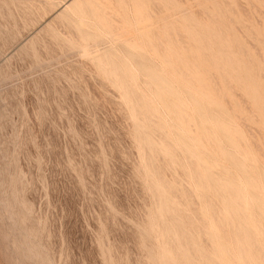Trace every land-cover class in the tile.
Returning a JSON list of instances; mask_svg holds the SVG:
<instances>
[{
  "label": "rangeland",
  "instance_id": "rangeland-1",
  "mask_svg": "<svg viewBox=\"0 0 264 264\" xmlns=\"http://www.w3.org/2000/svg\"><path fill=\"white\" fill-rule=\"evenodd\" d=\"M67 1L68 0H53V1L52 0H0V264H45V263L46 264H169V263L175 264V261L177 262L176 264H181V262L180 263L178 262L179 260L184 261V262H182V264H188L187 262H189V261H190L189 264H196L198 261H199V263H197V264H202L203 261H204V264H206V263L212 264V262L217 260V259H219L218 260L219 262L215 261L214 264H221V263L225 264L226 262H227V264H234V263L239 264V261L240 262L243 261V263H240V264H244V262H245V264H247V263L250 264L251 262H252L251 264H254V263L255 264H257V263L263 264L264 263V259H263L264 258L263 257L264 251L262 250V248H258V246L259 247L264 246V233H263L264 232V216H263L264 213H262V212H264V207H262V206H264V204H262V202H261L262 198L264 199V189H263L264 183L262 184V182L264 181V168H262V167H264L263 166V164H264V160H263L264 159V121L261 122L262 120H264V110H261V108L264 107V104H263L264 103V74H263L264 69H263V67L261 68V66H264V49H263L264 48V38L262 37V36H264V6H260L261 5L260 3L264 4V0L262 2L260 0H254L255 3L253 2V0H248V2H247V0H238V2H240V3H238L237 0H226L225 1L226 3L222 0H217V2H220V4H222L221 5L222 7L220 6V8H222V9L219 8V4L216 3V0H211V1L208 0L210 2V4H209V2H207V0H168V1L167 0H156V1H153V0H148V1L147 0H143V1H140V0L139 1L138 0H136V1L135 0H113L112 1V0H110L111 2L109 0H105L107 2H110V4L112 5V8H111L110 7L111 5H109V3H108L109 6L108 5L107 6L110 8H109V10H107V13H106V11H103V10H102V12L100 11L103 6H105V8L107 9V7H106L107 3H105L104 0H101L102 2L101 1L98 2V0H93V2H92V0H91V2L88 0H85L86 3L85 2L83 3L84 0H80L78 6L74 9V13H73L74 15L71 12L73 10H70V11L66 12L67 14H69L66 18V13L62 12V11L65 8L64 3H66ZM87 1L89 3H87ZM212 1H214L213 4L211 3ZM227 1H228V4H227ZM256 1H257L258 5L256 4ZM258 1H260V2H258ZM94 2H96V4H98V5L96 6L95 4H93ZM147 2H148V4H147ZM81 3H83V4H81ZM204 3H207V4L204 5ZM86 4L95 5L96 8L91 7L92 6L91 5L90 9H88L89 5L87 7ZM99 4L102 5V7L100 5V9L98 7ZM151 4H153V5H151ZM215 4H218V6ZM83 5H85L86 10L84 9L85 7ZM140 5H143V8ZM160 5L163 8H160ZM212 5L213 6L215 5L214 8H216L217 10H215V9L211 10L213 7ZM121 6H123V7L125 6V8H123V7L121 8ZM138 6H140L141 8L139 9ZM137 7H138V9H137ZM148 7H149V9H148ZM151 7L153 8V10ZM208 7L210 9H207ZM256 7H257V9H256ZM80 8H81V10L79 12ZM91 8L92 9L94 8L95 10L98 9V10H96L97 11L96 12L93 9L95 11V13H94L93 10H91ZM113 8H115L114 9L115 11L112 10ZM171 8H172L173 12L175 13V11H176L178 15L176 13L174 14L173 12H170V11H172ZM82 9H83L84 13L82 12ZM141 9H142V11H141ZM87 10H90V12L88 11V13H87L86 12ZM116 10L119 14L115 13V15L121 14L120 18H119V16L117 17L115 15H113V16L111 15V14H114V12H116ZM124 10H125V12H124ZM146 10H148L149 12L151 11L150 13L152 15ZM158 10L161 11V13ZM209 10L212 12H210ZM137 11H138V13H137ZM156 11H157V13H156ZM167 11L169 12L168 14L166 13V16L167 17L169 16L168 20H167L166 16H163L164 17L163 19H166L168 23L166 22V20L162 19V13L165 15L164 12H167ZM217 11H219V14L217 13ZM235 11H236V13H235ZM60 12L62 13L61 16L58 15V14H60ZM98 12L101 15H103L105 13L106 16H108V18L106 16L105 17L108 20L110 18V20L108 22H110V24L113 22V23H115V25L112 23L113 25L111 26L106 21V18L103 17L105 14L103 16H101ZM108 12L109 13L112 12V13L108 14ZM140 12H142V15H143V13L145 15L142 16ZM223 12H225V14ZM89 13L91 15L92 14L96 15L98 13V15H96V16L93 15L92 18H90L91 15ZM125 13L127 14L128 17L126 16ZM148 13H149V16L147 15ZM208 13H209V17H208ZM212 13H213V15H212ZM220 13L221 14L223 13L222 15H225L227 18L221 17ZM228 13H230L232 16L229 15ZM137 14H138V16H136ZM216 14H217V16H216ZM56 15H58V16H56ZM76 15H77V17L80 16V18L75 17ZM192 15L195 16V19ZM210 15H212L213 17L215 16L216 19L211 18ZM228 15H229V17H228ZM242 15H243L244 19L242 18ZM63 16H65V17L63 18ZM69 16L71 18H69ZM114 16L120 20H121V17H123L122 18L123 25H122V22L117 20V18H115ZM132 16H133V18H132ZM173 16H175V18ZM185 16H186V18L189 17L188 20L184 18ZM99 17L102 19V23H103L102 25H101V22L99 23V21H100ZM102 17L105 18L104 21H103ZM73 18H75L76 20L78 19V22H76V20ZM83 18L85 19L86 22H84ZM172 18L174 20L171 21ZM180 18L183 19V21ZM232 18L234 19L235 22L231 21V20H233ZM240 18H242V19H240ZM66 19H67V21H66ZM96 19H98L99 21L98 20L94 21ZM156 19L158 22L156 21ZM175 19L178 21V23ZM178 19H180V20H178ZM217 19H219V20H217ZM226 19H228L231 22H229ZM113 20L114 21L116 20V21L114 22ZM132 20H134V21H132ZM220 20L222 22H218ZM224 20H226V21H224ZM240 20H242V21H240ZM164 21L166 22V24ZM169 21H171V22H169ZM173 21L176 23V29H177V25H181L180 28L183 27V28H181V29H183V31L180 29V32H182V33L177 32V34L179 33L178 35L174 34L177 36V37L174 36L176 38L175 41L173 40L174 37L171 39V37L173 36V35H170L171 33L169 34V37L167 36V38H169L173 42L172 44H174V47L176 46L174 42L179 44L175 48L171 47L172 46V45H170L171 42L169 44L168 43L169 41L166 40V38H164V36L166 35V32H171L168 30H169V28L172 30L173 27L171 28V26H170L171 24L169 25V23H172ZM180 21H181V23H180ZM149 22H150V24H149ZM174 22H173L172 26L175 27ZM182 22H183V24H182ZM187 22H188V24H187ZM193 22L195 24L194 26L192 25ZM107 23L110 25L109 27L106 26ZM163 23L165 24V27L169 25L168 26L169 28L168 29L163 28V26H164ZM222 23H224V25H227L228 28H226L227 26L224 27V25ZM201 24L203 25V27ZM206 24H207V26H206ZM215 24L217 26L219 25L220 27L218 26L219 28H217V26ZM80 25L82 26V28H80L81 27ZM118 25L123 26V27H119ZM125 25H126V27H125ZM197 25H199V27ZM214 25L216 26V28ZM244 25H245V27H244ZM68 26H69V28H68ZM102 26H103V30L101 29ZM116 26H118V28ZM159 26L162 28H156ZM213 26H214V28H212ZM105 27L109 32H104ZM107 27L110 29H108ZM115 27L117 28V30H120L122 28L121 29L122 32L120 33L121 35L118 33V31L117 32L112 31V29H114L116 31ZM191 27L194 28V30ZM208 27H211L213 29V31L211 30V28H208ZM87 28H90V29H87ZM198 28H199V30H198ZM224 28H226V29H224ZM93 29H94V31H93ZM150 29H152V32ZM154 29L156 32L153 31ZM159 29L161 30V32ZM163 29H165V31ZM176 29L173 28L172 33H176L175 32ZM178 29H179V27H178ZM178 29H177V31H179ZM202 30L208 32V34H205L206 32L203 33ZM208 30H211V31H208ZM214 31H216V32H214ZM217 31L219 33H217ZM154 32L156 34H158L159 36L156 35ZM163 32H164V35H163ZM211 32H213L214 35ZM253 32H254V34H253ZM81 33L84 35H81ZM107 33L111 36L109 37ZM188 33H189V35H187ZM234 33L236 35L238 34L240 39H242V41L246 42V44L244 42H243V44L246 45V47L248 46V48H247L248 51L246 52V50H245L244 52L248 53V55H249L250 51H251L252 55L250 54V56H253L252 58L250 56L247 57V55H244L243 51H241L242 53L239 52L241 50V46H242V48H244L245 46H243V44H240L241 40L238 43L240 45H237V43H236L237 39L234 40L236 38ZM103 34H104V36H103ZM105 34H107V35L105 36ZM143 34H145V35H143ZM129 35H130V37L132 36L133 42H132V38L130 41ZM147 35L151 38L153 37L154 39L149 38ZM155 35L157 38L160 37V39H163L165 42L167 41L166 45H169V46H167V48H169V47L170 48H169V50L166 51V54H164L165 50L163 52V50L161 48L160 49L157 48V52L155 51L156 50L155 47L158 45L156 43L157 38L155 37ZM201 35H202V37H201ZM206 35H209V36H206ZM238 35H237V37H238ZM256 35H257V38L255 39ZM75 36H77V37H75ZM84 36L86 37V39H84ZM133 36H135V37H133ZM142 36L144 38H142ZM145 36H146V38H145ZM193 36H194V38H193ZM179 37H181L182 40ZM208 37H210L211 40H213L215 38L214 39L215 43H214V41L211 42V40ZM246 37H248V38L246 39ZM128 38H129V40H128ZM201 38L207 39L206 43H204L205 40L201 39ZM101 39H103L104 41L103 40L101 41ZM147 39L149 41H146ZM177 39H179V40H177ZM124 40L125 41L128 40V41L125 42ZM136 40L137 41L140 40V41H138V42H140L138 44H141L143 46V48H140L141 46L137 44ZM141 40L143 43L141 42ZM224 40H226V41H224ZM232 40H234V41H232ZM238 40H239V38H238ZM134 41H136V42H134ZM145 41L148 42L147 43L148 45H146V46L143 45L146 43ZM154 41H155V43H153ZM149 42L151 43L150 44L151 46L153 45V48L155 50H153L152 47H150L151 49L149 48V46H150ZM184 42H185V44H184ZM134 43H136V44H134ZM192 43L195 46L194 47L195 49L193 48ZM212 43H213V45H212ZM122 44H125L126 46L122 45ZM127 44L130 45L129 46L130 48L132 46H134V47L137 46L138 49L136 47H135V49L137 50L138 54H139V51H140V53H142L144 51V53H143L144 56L141 57V55H143V54H139V57H138V54H137L135 49L134 50L131 49L132 53H130L131 51L130 52L128 51V50H130V48L128 47ZM231 44H233V45H231ZM82 45L84 46V48ZM227 45L228 46L231 45V47H229V48L233 51H230V49H228ZM260 45L262 47H260ZM123 46H125V47L123 48ZM144 46L145 47L148 46L147 47L148 49L145 50L146 48ZM211 46H213V47H211ZM217 46H219V48ZM238 46H240V48ZM85 47H87V48H85ZM221 47H222L221 50L223 52L219 51ZM237 47L240 50H238ZM258 47H259V49H257V51H256V48H258ZM116 48L118 50H116ZM139 48H140V50H139ZM224 49L226 51L229 50L230 52L228 51L229 53H225ZM120 50H121V52H120ZM150 50H151V52H150ZM152 50L155 51L156 54H153ZM159 50H162V53ZM195 51H197V52H195ZM260 51L262 52V55H263L262 58H261V55L259 53ZM116 52H117V54H116ZM134 52H136V53H134ZM146 52H148L149 54ZM168 52H170L169 56L170 55L172 56L171 53H173V57L170 56L172 60L174 59L173 61L169 58V56H168V58H166L167 57L166 55L168 54ZM126 53H127V56L132 54V57H131V55L127 57ZM177 53L181 54V55H179L180 60H182L181 62H183V60H184L183 57L184 58L186 56L189 57L190 55L194 56V55H196V53H199V54H197V57L195 56L194 58L190 56L191 59L188 57L185 58L186 59V60H184V61H186L185 65L189 62L191 64V62L194 61V63L192 62V64L194 66L191 64V68H189L190 64L186 65L188 67V69H190L187 71L186 70L187 68L184 69L185 67H183V66H185L183 64L184 62L181 63L180 60L178 59L179 57H177L178 56ZM192 53H194V54H192ZM175 54H176V57L174 58ZM183 54H184V56H182ZM103 55H105V57H107L106 59L108 60V62ZM107 55H110L109 58ZM111 55L112 56L114 55V57H112ZM116 55H117V57L114 60L113 58H115ZM199 55H201V56H199ZM213 55L217 56V57L214 58ZM162 56H163V58H162ZM205 56H206V58H204ZM229 56H231V57H229ZM245 56L247 57V60L249 62L246 61ZM125 57H127V58H125ZM143 57H145V58H143ZM201 57L204 60L208 59L209 61L208 60H206V61L201 60L202 59ZM227 57H228V60H227ZM110 58H112L110 60L112 62H110V64H108ZM117 58H119V60ZM122 58H123V60H122ZM195 58H197V59H195ZM230 58H232L234 60H232V59L230 60ZM248 58H250V59H248ZM103 59H104V61H103ZM169 59L173 63L170 62ZM175 59L179 60V62L181 63L180 66H179V63L177 64ZM144 60H146V62ZM148 60H149V62H147ZM152 60L153 61L155 60L156 62H153ZM161 60H163V61H161ZM210 60H212V61H210ZM132 61H133V63H131ZM231 61H232V63H231ZM253 61H255V62H253ZM123 62L126 63V65L123 64ZM162 62H164V63H162ZM202 62H204V64H202ZM214 62H215V64H214ZM102 63H103V65H102ZM111 63L113 64V66ZM115 63L117 65L119 64L120 66L119 65H118V67H116V65L114 66ZM127 63H129V64L127 65ZM198 63L201 65H198ZM228 64H231V65H228ZM241 64L244 66H242ZM245 64H247V65H245ZM257 64H259L260 66L259 65L257 66ZM217 65H218V67H217ZM235 65H236V67H238V66L241 68L244 67V69H241L238 67L236 70ZM212 66H213V68H212ZM227 66L230 69L231 68H233V69L230 70ZM113 67H114V69H113ZM122 67H124V68H122ZM145 67L148 69H145ZM220 67H222L224 69L222 70V68H220ZM226 67L228 69H226ZM149 68L151 70V73L149 72L150 71ZM158 68H160V69H158ZM193 68H194V70H192ZM115 69L117 72L115 71ZM118 69L121 72H119ZM122 69H125L124 71L128 72L127 73V74H129L128 76H131L132 79H133L132 76H134V81H135L136 86L132 82L133 80H129L127 75H124V74H126V72L123 73L124 71ZM175 69L179 70V71L186 70V73L184 71H183V73L179 72V75L177 77L176 73L178 71L176 72ZM200 69H203V70L200 71ZM234 69H235V71H234ZM152 70L154 72H152ZM213 70L216 72H214ZM204 71H206V72H204ZM244 71H246V73L248 72L247 76L243 75V74H246ZM262 71H263V73H262ZM189 72H192V76ZM195 72H197L198 74ZM235 72H237L238 74ZM116 73H117V75H115ZM134 73H135V75H134ZM147 73L150 75H148ZM157 73H159V74H157ZM206 73H207V75H206ZM212 73H214V74L217 73V74L215 76L213 75L214 76L213 77V76H211ZM221 73H223V75ZM136 74H138V75H136ZM153 74H155V75H153ZM175 74H176L177 78L175 77ZM180 74H182L181 77H180ZM224 74H226V75H224ZM248 74H249V78H248ZM144 75L145 76L147 75L148 78L145 77ZM158 75L160 77L162 75L163 77H161V78L166 79V80L163 79L166 81V83H165V81L159 79V80H161L160 82L162 84H163V82L165 83V87H167V83L171 84L170 85L171 89H172V91H174L172 93V95L173 94L175 95V93H177L175 95L176 98H182L180 100L185 101V102H183L184 104L182 103V106L180 105L181 101L175 100L174 97L172 98V95H168V96L166 95L167 96L166 100L171 96V99L169 98L170 100L168 99V102H167L165 100V96H163V95L161 96L160 95L161 93H158V92H161V90H163L162 88L164 86L159 82V80H157L159 77ZM184 75H186V77H184L185 79L182 77ZM204 75H206V76H204ZM228 75H230V76L232 75V78L229 77ZM242 75L244 77H242ZM149 76H151V77L149 78ZM198 76H200V77H198ZM223 76H226V77L228 76L229 80L228 79L226 80L225 79L226 77H223ZM236 76H238V77H236ZM155 77L157 78V79H155V80H157V83H159V85L161 84L162 86H159L158 84H156V82H155V84H153V82L155 81L153 79ZM179 77H180V81L178 80L179 82H177V79H179ZM197 77L200 79H198ZM207 77H211V78L213 77L214 80L209 78V79H211L209 81ZM233 77H234V79H233ZM191 78L194 80V82L196 81L195 83L192 81V83H191L192 85L189 84V82L191 81ZM202 78H205V80ZM240 78L241 79L244 78L243 81L244 80L245 81L244 82L242 80L239 81ZM247 78H248V83L246 85L247 87L245 86L246 88H244V85L247 82ZM125 79L128 80L129 82H126ZM146 79H148V81ZM167 79H169V80H167ZM186 79L190 80V81L187 80V81H189L188 84L185 83V82H187ZM252 79H254V80H252ZM143 80H146L147 83L149 84V86L152 87L153 89H151L147 84L145 85V81H143ZM198 80L199 81L201 80V82L204 81L205 83H207V84H205L206 88L204 87L205 86L204 85L203 86L204 89H203V87L200 85H202L204 83L202 82V84H201V83H199ZM216 80H217V82H216ZM232 80L234 83H232ZM256 80H258V82ZM120 81H123V82H120ZM149 81L152 82V84ZM197 81H198V84H200L198 86L196 84ZM211 81H215V83H213L214 86H212ZM254 81H256V82H254ZM182 82L185 83L186 85H184ZM122 83L123 84L125 83L126 86H124ZM139 83H141V84H139ZM217 83H218V85L216 86ZM235 83H236V85H235ZM254 83H257V85L259 84V86L254 87V86H256V84H254ZM180 84H181V86L184 85L187 88L185 87L186 89L182 90L184 87H181ZM219 84H220L222 89L219 88V90L217 91L216 89L218 88ZM154 85L155 86L157 85L156 88H158V89H156ZM210 85L212 86L211 87L212 90H211V92L209 90L210 94L208 96H205L208 94L207 89H210ZM127 86L128 87L131 86V88L134 87V88H132L133 91H131L132 90L131 88H129V90L131 93L136 92L135 96L138 93V95L136 97H138L139 95L141 96V94H142V95H144V98L139 96L138 97L139 101H138V100H135L136 98L134 96H133L134 99H133V97L128 96L131 94H130L129 90L127 89L128 88ZM144 86H145V88H144ZM190 86H192L193 89ZM195 86H197L198 88ZM208 86H209V88H208ZM174 87L177 88V91L174 90L175 89ZM213 87L216 89L213 90ZM248 87H249V89H248ZM180 88H182V89H180ZM256 88L257 89L259 88V89L257 90ZM134 89L136 90L135 92H134ZM178 89L180 91H178ZM154 90H155V92H154ZM156 90H157V93L159 94V96H161L163 98L162 99L160 97L162 99V101H161V99H159V96L156 93ZM181 90L184 92H182ZM197 90H198V92H197ZM224 90H225V92L227 91L225 93V96H224ZM253 90H255V92ZM137 91H139L141 93H139ZM260 91H261V94H260ZM124 92H125V96H124ZM186 92H189V94ZM251 92H253V95H252L253 97L251 96V94H252ZM151 93H153V94L151 95ZM201 93L204 94V97L202 96ZM249 93H251V94H249ZM254 93H256V94H254ZM262 94H263V97H262ZM182 95H183V97H181ZM191 95H193V96L190 98ZM227 95L229 96V98H227L228 97ZM254 95L256 97H254ZM126 96H127V98L130 97V99L129 98L127 99ZM177 96H180V97H177ZM196 96H198V97L196 98ZM201 96H202V98H201ZM212 96L214 97V99L216 101L213 99ZM156 97H158V99ZM199 97L201 100L198 99ZM205 97L208 100L211 99V100H209L211 102L206 100ZM221 97L223 98V100ZM225 97L227 98L226 100H225ZM195 98H196V100L197 99L198 100L196 101ZM255 98L258 100L257 102H259L261 105H259V103H256ZM141 99L145 100L144 102H147V101H149V102H147L146 105H142L144 103L142 100L141 101L142 104L140 103L141 104L140 105L138 102H140ZM192 99H194V100H192ZM203 99H204V102H205V100L207 101V103L205 102L206 105L204 102H200ZM233 99H235V100H233ZM131 100H135L139 105L136 104L135 101H131ZM159 100L161 101L160 103H158ZM227 100L229 101L230 105L228 104ZM174 101H176L177 103L179 102V104L178 105L176 104V105L179 106L177 108V110H179L180 114H179V112L177 114H175L177 111L175 110L176 106L174 104ZM191 101L192 102L196 101L198 104L196 102H194V103H196V105H195ZM162 102L164 105L162 104ZM165 102H167V103H165ZM169 102H171V103H169ZM213 102L215 103L216 106L218 105V102H219V104L223 103L222 106H224V107H222L221 105H219L220 107L219 106L216 107L213 104ZM244 102H247V103H244ZM157 103L159 105L162 104L160 106V109H157V108H159V107H157V105H158ZM208 103H210L211 105H209ZM165 104H168V106H166ZM192 104L195 107L191 106ZM169 105H171V107L174 106V108H175V109H173L174 112ZM183 105L184 106L187 105V106L184 107ZM203 105H205V106H203ZM213 105L215 107H213ZM136 106L140 107V109H141L140 112L145 110V109H142L141 106H151L152 108L150 107V112L152 113V111L154 110L153 111L154 113H152V114L159 115L158 118H160L162 116L161 117L162 119L161 118L160 119L163 122L159 121L160 119H158V118H157L158 120L155 119L156 118L155 116H157V115L154 116L155 118H153L152 117L153 115H152L151 116L152 120L150 118H148L149 117L148 115L151 114L148 111L149 107L148 108L144 107V108H147V111L145 110V113L143 112L145 115L142 114V112H141V114H142V116L144 115L143 117H145V118H140V119H145L146 121L148 120V124H146L147 122L144 120L145 122L142 123L144 125L141 126V124L139 122H143V121L139 120V116L141 117L140 114L137 116V114L139 113V111H138L139 109L135 110ZM153 106L155 108L157 107L156 110H158L157 111L158 113L155 112L156 110H155V108H153ZM196 106H197V108L199 106L198 110H200V111L203 109L201 111L203 113V115L207 114L209 116L213 112L212 113V114H214L213 116L214 117L216 116V118L218 119L219 122L223 121L222 123H220L221 125L216 123L217 122L216 118H214V117L212 118L211 116H209V117H211L210 120L214 119V121L211 120V122H212L211 124L216 123V125H211L209 128V123H210V121L208 123L209 119L206 120L205 116H202L200 111H199V113H200L199 114L200 116H199L197 113L198 110L196 109ZM208 106H211V108ZM229 106H230V108H229ZM192 107L194 109H192ZM204 107L205 108L207 107L206 109L210 108L211 111L206 110ZM187 108L191 112L189 110H185V113H183L184 110H182V109H187ZM221 108H222V110H221ZM204 109L208 113L204 112L205 111ZM213 109H215L217 111H215V110L212 111ZM223 109H224L225 113L227 112L225 114V115H227L226 118H224L225 115L223 114ZM132 110L133 111L135 110V112L137 113V114L134 113V115L136 117L133 115ZM231 110H233V111H231ZM260 110H261V112H260ZM166 111H168L169 113ZM193 111H195L197 114L194 113ZM218 111H219V113H218ZM148 112H149V114H148ZM164 112H166V113H164ZM209 112H210V114H209ZM215 112L218 115L223 114V116L221 115L218 118V116ZM187 113L190 116H188ZM190 113L192 114V116L195 115L196 120L193 118L194 116L193 117L191 116ZM260 113H262L261 118L263 115L262 119L259 118ZM162 114H164V115H162ZM172 114H174V116L179 114V116L182 115L183 117L182 116H180V117L175 116L177 119H179L178 122H175L177 120H174L176 118H174ZM229 114H231V115H229ZM196 115H198V116L196 117ZM207 115H206V117H207ZM233 115H235V116H233ZM238 116H239V118H237ZM254 116H256V117H254ZM170 117L172 119H170ZM199 117H201V118H199ZM209 117H207V118H209ZM197 118H198V120L200 119V121H197ZM255 118L257 121L255 120ZM149 119L152 121L150 123L152 127L149 125V122H150ZM153 119H155V120H153ZM185 119L187 122H185ZM190 119H192V120L194 119L195 121L198 122V124L195 121H193L194 122L193 123ZM203 119H204V121H207V122H204ZM225 119H228V120H225ZM252 119H254V120L252 121ZM181 120H183V122H181ZM215 120H216V122H215ZM233 120H234V122H233ZM259 120H260V122H258ZM154 121H156V122L158 121L156 124L160 123L161 126L154 124ZM202 121H203L204 125H203ZM226 121H228V122H226ZM180 122L182 123V125ZM225 122L227 123L226 125L223 124ZM177 123L180 125L175 126V124H177ZM187 123H190V124L185 125ZM207 123H208V125H207ZM135 124H137V125H135ZM162 124L165 127H168L167 132L165 130L166 128H164ZM195 124H197V125H195ZM199 124H202V127ZM247 124H249V126H247ZM168 125L170 126V128L173 131H175V130L176 131L172 132V130H170ZM206 125L208 128L206 127ZM148 126L150 127L149 130L147 128ZM155 126H160V127L156 128ZM173 126H174L175 130L172 128ZM196 126H198V128ZM226 126L228 127L227 129H229V130H225V131H228V132H226V135H225L223 130L226 129ZM176 127L179 129H177ZM183 127H185L187 130ZM192 127H194L193 130H192ZM138 128H142V133L140 132L141 129H138ZM144 128L145 129L147 128L148 132L143 131V130H145ZM151 128H152V130H151ZM160 128L162 129L161 130L162 131V134H161L162 138H164V136L166 138V136H167V139L164 138V140H163V141H165L164 143L160 139L161 135L159 133L161 131H158ZM216 128L219 129V130H217V132H215ZM221 128H223L221 130V131H223V133L219 134L221 132L220 131ZM233 128H235V130L238 132L234 133L235 130H233ZM241 128L244 132L242 130H240ZM181 129L182 130L184 129L182 134H181V132H182ZM208 129H209V131H208ZM155 130L158 131V134L160 137L157 136L158 134L156 133ZM163 130L165 131V134H163V132H164ZM178 130H180V131H178ZM185 130L188 131L189 133L192 132V136H190L191 133H190V135L187 134L188 132H186ZM210 130H212L213 132ZM231 130H233V131H231ZM153 131L156 135L154 133H152ZM201 132L203 133V135L201 134ZM206 132H207V134H206ZM210 132H212L213 135H214V132H215V134L219 132L218 133L219 136L223 135L221 138H223L224 135L228 136V134H229L228 138L226 137L227 141L225 142V140H224L225 137L223 138V140H224L225 144L226 143L228 144L229 142L230 143L228 145L227 144L225 145L223 143V141L218 140L220 138H216L218 135L217 136L214 135V136H216L214 138L212 134L210 135ZM242 132L244 133V137H243V135L241 137H242V139H244L246 137V141H245V139H244V141H245V143H247V141H248L247 144H245L243 142V140L241 139L240 136H237V135H241ZM143 133H144V135H145V133H147V135H145L147 137L141 136V135H143ZM148 133H150V134H148ZM172 133H175V134L180 133L182 136H180V134L179 135L176 134L177 139H175V137H171ZM184 133L186 134V136L187 135L189 136L188 139L184 136L185 141L188 140L187 142L183 141L184 139H178L181 137L183 138V135H185ZM151 134L153 137L157 136V139L159 137V139L156 140L153 137H152L153 138L152 139L151 136H149ZM175 134H173V135L175 136ZM204 134H205V136L206 135L207 136L205 137ZM208 134L210 135V137L208 136ZM137 135L138 136L140 135V136L138 137ZM169 135H171L169 137L170 141L168 139ZM148 136L152 140L148 139L149 138ZM194 136H195V138H194ZM196 136H201L202 139L200 140V137H199L198 142H197L195 140L197 138ZM211 136L213 138H211ZM235 136H236V138H235ZM141 137H143V138L141 139ZM239 137H240V139H239ZM172 138H173V140L174 139L179 140V141L181 140V143H179L177 141L179 143L177 147H180L183 144L182 146L185 147V150H184V147H180L182 149V151L179 148H176L175 144L177 145V143H175L176 141H173ZM205 138H207V139H205ZM230 138L233 140L235 139L237 142L235 143V140L233 141ZM252 138H253L254 142L258 141L260 145L259 144L257 145V143H255L256 147L253 146L254 143L251 140ZM143 139H145V140H143ZM154 139L156 142L153 141ZM203 139H204V141H202ZM215 139H217L219 141V143H221L219 145L222 146V143L224 144L223 148L225 147V150H221L223 148L221 146H217L218 143L216 142L217 140H215ZM228 139H229V142H228ZM140 140H142L143 142L149 140V142L147 141L148 143L147 142L146 143L147 144L150 143V144L145 145V147H143L144 143H142L143 145L141 146ZM160 140H161V143L163 145L159 144L158 147H156V149L162 148L163 149L162 152L165 149V151H164L165 153H168V154H169V152H172V153L167 155V154L162 153L161 150L157 149L162 155L163 154L165 155V156L163 155V157L161 155L159 158L158 157L159 154H157L158 151L155 149L151 150L150 147L154 148L155 147L154 142H155V144L160 143ZM166 140L171 142L172 144H174L175 147L171 143L167 142ZM190 140H191V142H189ZM194 140L198 144L202 143V142H204V144L202 143V144L198 145L194 142ZM206 140L208 141L209 144L211 142L212 143L214 142L213 143L214 145L212 143L210 144L211 146L208 145L209 148L211 147L210 150L207 146H205L204 148L201 147L202 149L200 148V146L208 144V143H206L207 142ZM210 140H213V141L210 142ZM241 140L244 143V146L247 145V147H245L246 148L245 151L243 150L244 149L243 144L241 145ZM150 141L151 142L153 141V143H151ZM157 141H159V142H157ZM238 141L240 143H238ZM182 142H185V143H182ZM191 143L193 145H195V147L193 145H191ZM232 143H235V144L238 143L237 144L239 146L238 149H240V145H241V147H243L242 148V152L244 151L243 155H241L242 152L241 153L237 152V150H236L237 148L234 149V147H238L237 145H234V146L230 145ZM151 144H153L154 147H153V145L151 146ZM164 144L168 145L167 149H166V146ZM249 144L252 146L253 149L250 148L251 146ZM170 145H172L173 147ZM196 145H197V147L200 148V149L198 148L199 150L202 151L204 149L202 151L204 153H202V152L201 153L205 154L203 156L207 155V159H208L209 155H211V157L213 156V154H212L213 150L217 154H219L217 152V151H219L221 153L218 155L219 157L221 156L220 162H222L224 160L223 161L224 163L222 162L220 164L217 157H213L214 159L217 158V159H215L216 161H214V159L211 160L209 158V160H207L206 162L210 164V161H211V164H213L212 166H214L215 165L214 162H217V160H218V164H219L220 168L223 167V169H227L229 173L225 172L222 174L223 169H220V168L218 169V167L216 166V165H218L217 163L215 165L216 167L210 166L209 168H207L208 171H206V168H205V170L202 169L201 167L204 168L208 164L205 162L206 158L204 157L205 159H202L203 156L198 154V153H200V151H197L198 149H197ZM212 145H213V148L215 147L216 149L215 148L213 149ZM147 146H149L150 151H149V148L146 149ZM186 146H188V147H186ZM229 146L233 147V148H231L232 150H229V148H230ZM141 147H143V149ZM168 147H169V150L171 149L170 147H172V149H171L172 151L171 150L168 151ZM193 147H194V149H193ZM188 148H189L190 152L187 150ZM217 148H219V149H217ZM144 149H146V150L144 151ZM147 150L150 153L152 151V153H151L152 157L155 158L157 156L159 159H161L158 162V160H157L158 158L157 157H156L157 159L155 158V163H158V165L160 164V168H162V165H163L164 168H162V169H169V170L161 171L162 169L160 170L158 165L156 166L155 163H154L155 164L154 165L153 164L154 161H152V160H154V158L151 159V155L149 156L150 153L149 152H148L149 154L145 153V155L143 153V151L146 152ZM175 150H177V151L179 150V151L176 152ZM194 150L197 152V154ZM205 150H207L209 155L207 154V152H205ZM235 150L237 153L235 152ZM166 151H168V152H166ZM180 151L184 152L185 155L182 153L183 155L180 156L179 155V154H181ZM186 151H187V153H186ZM192 151H194V152L191 154ZM222 151H223V153L225 151L226 155L228 152L227 156H229L230 153H235V154H233L234 157L237 156L239 153L242 157L238 156L234 159L239 158L241 160V159L245 158L244 161L248 160L249 163L251 164V166L248 165L249 163L247 161H246L247 162L246 163V162L241 160L240 163H238V160H237V164H239V167H238L237 164L235 163V160H234V162H232V160H231V159H233V156L230 154L229 157L225 156L223 158V155H225V153L222 154ZM231 151H233V152H231ZM248 152H250V155L253 156V158H254L253 160L251 159L252 157L251 158H250V156L248 157V155H249ZM153 153L155 155H153ZM176 153H178V154H176ZM189 153H190V155H189ZM255 153H256V155H255ZM171 154H173V155H171ZM194 154H196L199 162L202 159L200 164H198V161H196V159H195L196 157ZM217 154H215V155H217ZM244 154H246V155H244ZM176 155H178L177 156L178 161H179V158L181 159L183 156V158L180 160V162L182 163V160L184 159L182 164L185 165L184 166L185 169H182L183 167H182L180 162L178 164V161L176 159ZM187 155H189V156L192 155L191 157L192 158L194 157V158L192 159V158L188 157ZM258 155H259V157L260 156L261 157L260 158L258 157V159H257L256 157ZM146 156H148V157H146ZM186 156L188 158H190V160H194L195 164L193 163V161L191 162L189 159H186L187 158ZM170 157L173 158L174 160H171ZM221 158H223V159L221 160ZM226 158H227L228 163L226 161ZM249 158L253 161V163H251ZM147 159L150 160V163L152 162L151 163L152 166L149 163V161H147ZM170 160L172 162H170ZM188 160L191 162L190 163L191 167L188 166V163H189ZM229 160H231V161H229ZM254 161H255V164H254ZM144 162H145V164H144ZM168 162H170V163H168ZM241 162L243 163V165ZM147 163H148V165H147ZM171 163L176 164V167L175 166H174L175 168L172 167L173 164H171ZM192 163H193V165H192ZM196 163L198 165H196ZM201 163H203V164H201ZM233 163L237 167L232 165ZM224 164L225 165L227 164L226 166L229 168H224V167H226ZM240 164L242 166H240ZM244 164H247V165H245V167H243ZM261 164H262V166H261ZM201 165H204V166H201ZM221 165H223V166H221ZM230 165H232V166H230ZM258 165H260V166H258ZM150 166L152 167L151 169L154 173L153 175L158 180L153 175H151L152 172H151ZM154 166H156L157 168L156 167L154 168ZM195 166H198L197 170L195 169ZM189 167H190L191 172L189 170ZM234 167H236V168H234ZM258 167H259V169H258ZM171 168L173 171L171 170ZM211 168H213V169H211ZM237 168L239 171L240 170L242 171L241 176H243L244 172H246L244 174L243 178L245 176H251L250 180L254 179L255 181L254 180L250 181L248 177L247 178L245 177L244 179L242 177H240L238 175L240 172L238 171L239 173L238 174L236 173ZM261 168L263 169V171ZM157 169H158V171L160 170L164 176H165L164 172H166L167 175L164 177L163 175H161V173H159V175L156 176L155 173L157 174V172H156ZM181 169H182V171H181ZM198 170H200V172L205 171V173H207V174H205L204 172L202 174ZM218 170H220V171H218ZM254 170L255 171L257 170V171L255 172ZM259 170H260V172H259ZM149 171H150V174H148ZM185 171L186 172L189 171L191 174L193 173L192 174L193 177L191 176V174L189 172L185 173ZM210 172H212L211 174L215 178L210 174ZM219 172H221V173H219ZM226 173H228L229 175L224 176ZM255 173L258 175V177H257V175H254ZM260 173H262V174H260ZM204 174L206 176L210 175L211 176V177H209L210 180L213 177L215 179L214 181H216V185L213 181V178H212V181H210L209 179H207L208 177H206ZM217 174H218V176H217ZM219 174L220 175L222 174V175L220 176ZM196 175L198 176L199 179L201 178V180H198ZM261 175L263 178H261ZM234 176H236V177L234 178ZM149 177L152 179L151 182H150ZM160 177H161V179H160ZM162 177H164V179H162ZM166 177L168 180H169V178L171 179V180H169L170 184L166 183L167 185L169 184L168 186L166 184L162 185L165 181L169 182V181H167V179H165ZM190 177H192V178H190ZM219 177H221V178L219 179ZM256 177L258 179L260 178L261 180L260 179L259 180L261 182L259 180H257ZM195 178L197 179L198 182L195 181L196 180ZM203 178H204V180H203L204 182L202 184L201 181ZM241 178H242V180H240ZM153 179H155L154 181L157 180V181H161V182L164 181V182L161 184V182L156 181L157 182L156 183V182H153ZM172 179H174V181ZM191 179H193V180L195 179L194 181L196 183L193 181L190 184ZM216 179H218V182ZM175 180L181 181V184H180V182H177V181L175 182ZM230 180H232L231 183L229 182ZM238 180L240 182H242V184H240V182H238ZM171 181H173V182H171ZM223 181H225L226 186H224L225 184ZM234 181L237 182V185H240L242 187V189L244 191L243 193H245L246 196L244 194H241L242 193L241 191H240L241 193L238 191L239 189L240 190H242V189L240 186L238 188V186L235 184L236 182L233 183ZM257 181H259V182H257ZM152 182L154 185L153 188H152ZM174 182H175V184H174ZM184 182H186L187 184ZM207 182L209 184H206ZM247 182L254 183L255 185H257L258 189L254 190L256 187L254 188L255 185L252 183H251L252 185H250L249 186L250 188L248 189L249 183L247 185ZM154 183H156L158 185L160 183L161 185H159V187H158V185L156 186V184H154ZM200 183L202 185H204V186H200V187H202L201 191L199 189H197L198 186L200 185ZM232 183H233V188L231 187ZM258 183L259 184L261 183V185L259 186ZM192 184H196V186L197 185L198 186L197 187L192 186ZM189 185L193 187L192 190H191V187ZM244 185H246L247 187ZM160 186H163V187L165 186L166 190H164V188H162ZM166 186H167V188H166ZM184 186L186 187V189H188L189 191L191 190V192H192V193L188 194L189 191L186 190L187 191L186 194H188V196H186L184 193L185 192ZM205 186H206V188H205ZM208 186L209 187L211 186V188H209ZM235 186H237V187H235ZM156 187H158L160 189H158ZM168 187H170V188H168ZM154 188H156L155 189L156 191H157V189H158V191L159 190L161 191V189H162V191H163V192H161L162 197H164V199H167L166 203H165L164 199H162V197L159 196L161 193H158V191L157 192L155 191V193L158 195L154 194V191H153ZM171 188H173L172 190H175V188L177 190L181 189V194L177 191V193H179L180 197L175 193L176 191L169 193ZM203 188H205V189H203ZM195 189L198 190L197 193L194 192V191H197ZM207 189H208V191L210 189L211 195L214 194V196H212V197L209 196V192L207 191ZM230 189L232 191L231 194H229ZM236 189H238V190H236ZM223 190H227V193L230 196L229 195L227 196L226 191L224 192ZM245 190L248 193L250 190L251 191H257V194H259L260 196L258 195L256 197V195H257L256 192L255 193L252 192V193H254V194H252L251 191H250L251 195H250V193L248 195V193ZM167 192L169 194H167ZM199 192L203 195H201ZM236 192H239L240 194L236 193ZM173 193L175 196H177L176 198L178 199V201L175 200L176 199L175 196L174 197L172 196ZM170 194H172V195H170ZM198 194H200L202 197H204L206 194L207 197L205 196L206 198L204 197V199L202 201V199H200L202 197L199 196ZM168 195H170L171 198ZM215 195L218 198L219 197L220 198L217 199ZM158 196L160 197V200L162 202L159 200ZM165 196H166V198H165ZM181 196H182L181 200L182 201L184 200L183 202H186L185 204H187V205H185L184 203L182 205V203H180L181 202V200H180ZM192 196H194V197H192ZM261 196H262V198H261ZM156 197L158 198V202L159 203L161 202L160 206H159V203H157ZM172 197L174 198L173 200H172ZM247 197L248 198L251 197L252 201H254V202H252L251 199L248 201H251L252 203L246 201L248 199ZM168 198H170V199L168 200ZM221 198H222V201L224 204V205L222 204L223 206H220L221 202H222ZM192 199H194V200H192ZM256 199L258 201L260 200L261 203L256 201ZM186 200H188V201H186ZM190 200H192L193 202L196 200L197 201L201 200L200 202L199 201L198 202L201 204L203 202V206L205 205L204 203H206V206H204V207L198 206V203L194 202V204H196L197 208L192 207V206H191L192 209L186 208L187 206L189 207V204L192 202V201L190 202ZM172 201H174V202L176 201L175 203H177L176 204L177 208L173 205ZM262 201L264 202V200H262ZM168 202L170 205L168 204ZM227 202L229 203V205ZM236 202H238V203L236 204ZM255 202L259 203L262 206L259 207V205L258 204L256 205ZM162 203L163 204L165 203V205L168 204L170 206V207H168V209H170V208H172V209L167 211L168 213L166 211H162L163 210L162 208H164V207L161 208V206H163ZM192 203H191V205H193ZM211 203H212V205H211ZM249 203H251L249 205L250 207H252L255 204V206H253V208H251V210L252 209L253 210L252 211L248 210V212L244 211V209H246V207H247V209L249 208V206H247ZM179 204H181L180 206H181L182 211L180 210ZM201 204H199V205H201ZM207 204H210V205H207ZM225 204H227L228 206L227 205L225 206ZM238 204H240V205H238ZM244 204H245V206L241 207V205H244ZM156 205L159 207H156ZM233 205L235 207L229 208V207H232ZM193 206H195V205H193ZM208 206H212V207H208ZM256 206H258V207H256ZM178 207H179V209H178ZM198 207H201V208H199L201 210H203V208H204L205 211L204 210L200 211L198 209ZM205 207H207V209ZM218 207H220V208H218ZM221 207L222 208L225 207L226 209L225 208L222 209ZM255 207L257 209L256 211H254ZM155 208H157V209L155 210ZM158 208H161V209L159 210ZM210 208L213 210L210 211L209 210ZM227 208L230 209V211H232V212H229ZM239 208H240L241 212H240ZM258 208H259V210H258ZM185 209H187V210L189 209V210H193V211H190V212H189V210L184 211ZM157 210H159V212H156ZM174 210H175V213L173 212ZM207 210L215 213V214L210 213V214H212L211 220L209 219L210 216L208 217V216H206L207 214L206 215L204 214V213H207ZM216 210H218V211L216 212ZM160 211H161V213H160ZM194 211H195V214H197L199 212V214L201 213L200 215L203 214L205 216L202 215L203 217H201L199 214H197L200 216L199 218L202 219V220H200L198 218V216L196 217V215L193 214ZM196 211H197V213H196ZM209 211H208V213H209ZM237 211L239 213L238 215H236ZM154 212L157 213V215ZM169 212H171V215ZM252 212H253V214H250ZM255 212H257V213H255ZM259 212L261 213V215L259 214L260 217L256 216V215H258ZM176 213H180V214H176ZM181 213H182V217L180 218ZM187 213L191 214V218H193L195 216L194 218L196 220H194V219L192 220L190 218V215H189V218L193 223L188 222L189 218L186 217V216H188V215H186ZM220 213H222L224 216L222 214L220 215ZM240 213H242V215H244L245 218L243 216H241ZM247 213L250 214V217H249L250 219L246 217V215L249 216V214H247ZM174 214H176V215H174ZM172 215L176 216L177 218L173 217ZM192 215H193V217H192ZM214 215H216V216H214ZM235 215H236V217H234ZM251 215L253 216V218H257V219H254L257 221H254L251 218L252 217ZM217 216L218 217L222 216V217L218 218ZM228 216H230L231 218ZM254 216H256V217H254ZM262 216H263V218H262ZM183 217H185V219H182ZM214 217L215 218L217 217L216 218L217 221H215ZM226 217H228V221H226L227 220ZM164 218L166 219V222L169 223V224H167V226L172 225V223L170 224V222H173V223L179 222L181 219H182V222H180L181 225L178 223H174L172 225L174 227L176 226L177 228L175 227L173 229L171 227L170 228L167 227V229H166V227H165L166 222H165ZM178 218H180V220ZM203 218H205V220H203ZM235 218H237L239 223L236 221ZM244 219H246V221L250 220L251 222L247 221V223H246ZM212 220L215 221L214 224H216V225H217V223H219V226L213 225L214 228H216V229H214L212 226L213 229L211 228L212 229L211 230L209 227H211L210 225H212L211 224ZM231 220H234V221H231ZM261 220L263 221V223H259ZM196 221H198V222H196ZM201 221H203V222H201ZM204 221L206 222V224ZM183 222L186 225H184ZM231 222H234V223H231ZM240 222L241 223L243 222L242 224H244V226L246 228L243 226V229H241V228L238 229L239 227L242 226V224ZM252 222H253V224H250ZM226 223H228V224H226ZM236 223H237V225L240 224L238 226V228H236V226H237V225H235ZM193 224H194L193 229H195L196 224H199L200 226L206 225L207 228H209V230L206 228L207 231L205 232L204 227H206V226H204V227L202 226V229H200V230L198 229L200 231V233H199L197 230L198 225L196 227V230H192L191 227ZM220 224L221 225L223 224V225L221 226ZM178 225H180V226L183 225L184 227L187 226V229L189 231L186 229V227H185V229H186L189 236H190L191 231H192V233L195 231L194 234H196V235L198 233V238L196 235L191 233V235H194L193 239H195V236H196V239L198 240L196 243L200 242L199 244H203V242H204V239H202L203 237L205 238V240H206V238H208L207 239L208 241H206V243H208L211 238L214 241L213 244L217 243V241H218V243H217L218 245H216V244L213 245V246L217 247L216 250L211 249V246H212L211 241L212 240L209 242L210 244L208 243L209 246L211 245L210 247L208 246V244H206L204 242L207 245V247L210 248L211 251L213 250L214 254L212 256L214 258H212V256L210 258V254H212V252L210 250H208L209 248H206V250H205L206 252H202L204 250L201 247L204 246V248H205L206 245L203 244V246L202 245L199 246V244H196L194 242V241H196V239L193 240L191 238L192 236L190 237L192 240L189 239L186 235V232H184L185 230L182 231L181 227H178ZM188 225L191 226L190 229H189ZM227 225H228L229 229L231 228L230 226L232 225V228H234V230L233 229L228 230V227H226ZM183 226H182V228L184 229ZM223 226H224V228H223ZM251 226H254L255 229H254V227H251ZM178 228H180V230ZM219 228H221V229L219 230ZM225 228H226V231H225ZM177 229L179 230V232L180 231L182 232V235H184V237L182 239V236L180 234V237L182 240L180 239V237L178 238L176 236V235H179ZM203 229H204V231H202ZM217 229L220 232L223 229L224 230L223 234L226 232L230 233V231L234 232L237 229L240 231L237 230V232L235 231V233H234L235 236H238V237H235L233 235V232H231L232 234L231 233L230 234L227 233L226 235L224 234L225 236H224V238H222L223 235L221 236V234L217 231ZM173 230H176L177 231L176 233H178V234H176L175 231H173ZM215 230H216V232H215ZM252 230H254V232H252V233L256 234L255 236H254V234L251 233ZM258 230H260L261 232ZM256 231H257V233H256ZM170 232H172L174 234V235L171 234L173 237H171V235L168 236V234ZM214 232H215V234L219 235L217 237V240L214 237V236H217L214 234ZM240 232H242V235L240 234ZM208 233H210L211 235L209 237H206V234H208ZM236 233H237V235H236ZM248 233H250V235ZM164 235H165V237H164ZM229 235H231V236H229ZM226 236H228V237H226ZM240 236H243V239ZM258 236H259V238H258ZM166 237H167V239H165ZM199 237H200V239H199ZM219 237H221L220 242H219ZM229 237H230V240H229ZM232 237L235 239H232ZM172 238L174 240H172ZM184 238L187 240L189 239L188 244L186 243L188 241L187 240L184 241L185 240ZM214 238H215V240H214ZM227 238H228V241H227ZM239 238H241L240 241L243 240L242 244L239 241ZM251 238H253V239H251ZM178 239H179V241H178ZM201 239H202V241H201ZM222 239L223 240L226 239V240L223 241ZM167 240H170L171 242L168 241V243H169L168 244L166 242ZM221 240L223 242L226 241L225 244L224 243H222V244H223V246L225 245L228 250H224L225 246L222 247V244L221 245L219 244V243H221ZM237 240L240 243H237L238 242ZM259 240H261V241H259ZM177 241L180 243L184 242V243H186L187 246H184V243L183 244L179 243L180 245L179 244L177 245V243H178ZM190 242L195 243L196 246L198 245L199 248L202 249L201 252L205 253V255L207 252L210 253L209 255H206V256H208V258L210 260L208 258H204L206 260H202L203 259L202 257H205L204 254L202 256L199 248L198 247L196 248V246L194 244H190ZM227 242L229 244L230 243L233 244V242H234V244L233 245L230 244L231 246L229 247L228 246L229 244H227ZM235 242H236V244H235ZM251 242L254 245L249 244ZM260 242L263 243V245L259 244ZM164 243H165V245L166 244L167 245L164 246ZM172 244H174L175 247H173ZM237 244H240L241 248L239 245L237 246ZM244 244L248 245V247H251V249H253V250H251L250 248L247 250V252L245 249L242 250L243 246H244V248L246 246ZM170 245L173 249L170 247V249L168 250ZM181 245H183V247ZM176 246L177 247L179 246L180 248L179 247L177 248ZM254 246H256V247H254ZM184 247H190V249H186ZM233 247H235V248L238 247V249H237L238 251L235 250V248H233ZM193 248H195L196 251H199L200 253L198 252V255H197V252L195 251V249L193 252V250H192ZM222 248L224 251L222 250ZM181 249L182 250L184 249V251H182ZM185 249L188 251H186ZM232 249L234 250V252H232L233 251ZM263 249H264V247H263ZM180 250H181V252H180ZM191 250L193 253H196V254H193L194 257L195 258L197 257V260L198 259H200V260L197 261L192 256V253H190ZM218 250H219V253H217ZM255 250L256 251L260 250V251L256 252ZM164 251H167V252H165V254H164ZM172 251L174 252V254L176 252L175 255H176V257H178L177 258L178 261L176 260V257ZM225 251H227L226 255L228 256V259L230 258L229 261H232V262L226 261L227 256L223 253ZM159 252L161 254H159ZM182 252H186V253H183L184 259H186V261L183 259V256H181L182 258L180 257V259H179V256H177L178 254L182 255L181 254ZM187 252L190 253V254H188V256L190 258L187 257V258H189V261H187V258L185 257L187 255ZM215 252L217 253V255L219 254V258L215 259V257L217 256ZM241 252L243 253L242 254L243 256L239 255ZM245 253L247 255H244ZM257 253H259V255L261 253V255L259 256V255H257ZM233 254L235 257L232 256ZM250 254L253 256L255 255V256L251 257ZM171 256H172V258H171ZM198 256H202V257H198ZM223 256H224L225 260H224V258H222ZM247 256H249V257H247ZM161 257L163 260L161 259ZM174 257H175V260H173ZM220 257H221V259H220ZM191 259H193V260H191ZM211 259H214V260H211ZM253 259H254V261H253ZM233 260H235L237 262L233 263ZM200 261H202V262L200 263ZM209 261H210V263H208Z\"/></svg>",
  "mask_w": 264,
  "mask_h": 264
},
{
  "label": "bare ground",
  "instance_id": "bare-ground-1",
  "mask_svg": "<svg viewBox=\"0 0 264 264\" xmlns=\"http://www.w3.org/2000/svg\"><path fill=\"white\" fill-rule=\"evenodd\" d=\"M52 1H53V0H52ZM88 1L91 2V0H88ZM88 1H87V3H89ZM99 1H101V0H98V2H99ZM104 1H105V0H104ZM104 1H103V2H104ZM109 1H110V0H109ZM112 1H113V0H112ZM135 1H136V0H135ZM138 1H139V0H138ZM140 1H143V0H140ZM147 1H148V0H147ZM153 1H156V0H153ZM167 1H168V0H167ZM210 1H211V0H210ZM222 1L225 2L226 0H222ZM260 1L262 2L263 0H260ZM260 1H258V2H260ZM79 2H80V0H68L66 3H64V4H65V5H64L65 8L63 9L62 12H65V13H66V12H68V11H70V10H73V11H71L72 14H73V13H74V9L78 6ZM84 2L86 3L85 0L83 1V3H84ZM92 2H93V0H92ZM98 2H97V3H98ZM101 2H102V1H101ZM101 2H100V3H101ZM110 2H111V1H110ZM110 2L105 1V3H107V4H106L107 9L105 8V6L102 7V5H101L102 3L99 4V6H98L99 9H100V5H101V7H102V9H101L100 11L102 12V10H103V11H106V13H107V10H109L110 7L112 8V5L110 4ZM125 2H126V1H125ZM204 2H205V1H204ZM207 2H209V1L207 0ZM213 2H214V1H212L211 3L213 4ZM237 2H238V0H237ZM247 2H248V0H247ZM253 2H254V0H253ZM83 3H81V4H83ZM108 3H109V5H111L110 7H108V6H109ZM142 3H143V2H142ZM144 3H145V2H144ZM152 3H153V2H152ZM155 3H156V2H155ZM157 3H158V2H157ZM216 3L219 4V8H220V6H221L222 4H220V2H217V0H216ZM225 3H226V2H225ZM229 3H230V2H229ZM238 3H240V2H238ZM254 3H255V2H254ZM93 4H95L96 6L98 5V4H96V2H94ZM115 4H116V3H115ZM127 4H128V3H127ZM135 4H136V3H135ZM138 4H139V3H138ZM140 4H141V3H140ZM145 4H146V3H145ZM147 4H148V2H147ZM160 4H161V3H160ZM206 4H207V3H204V5H206ZM209 4H210V2H209ZM218 4H215V5L218 6ZM227 4H228V1H227ZM246 4H247V3H246ZM256 4L258 5L257 1H256ZM260 4H261L260 6H264L263 3H260ZM88 5H89V4H86L87 7H88ZM91 5H92V4L89 5V8H88V9H90V6H91ZM95 5H92L91 7L96 8ZM107 5H108V6H107ZM143 5H144V4H143ZM143 5H140V6H142V8H143ZM151 5H153V4H151ZM155 5H156V4H155ZM163 5H164V4H163ZM204 5H203V6H204ZM215 5H214V6H215ZM240 5H241V4H240ZM27 6H28V5H27ZM46 6H47V5H46ZM83 6L85 7V5H83ZM83 6H82V7H83ZM140 6H138L139 9L141 8ZM201 6H202V5H201ZM201 6H200V7H201ZM209 6H210V5H209ZM212 6H213V5H212ZM214 6L212 7L211 10H214V9L217 10L216 8H214ZM248 6H249V5H248ZM252 6H253V5H252ZM255 6H256V5H255ZM122 7H123V6H121V8H122ZM138 7H137V9H138ZM157 7H158V6H157ZM168 7H169V6H168ZM221 7H222V6H221ZM250 7H251V6H250ZM51 8H52V7H51ZM94 8H93V9H94ZM104 8H105V9H104ZM123 8H125V6H124ZM151 8H152V7H151ZM160 8H163V7H161V5H160ZM166 8H167V7H166ZM202 8H203V7H202ZM55 9H56V8H55ZM84 9L86 10V7H85ZM93 9L91 8V10H93ZM114 9H115V8H113L112 10H114ZM130 9H131V8H130ZM148 9H149V7H148ZM157 9H158V8H157ZM176 9H177V8H176ZM181 9H182V8H181ZM207 9H210V8L208 7ZM220 9H222V8H220ZM247 9H248V8H247ZM247 9H246V10H247ZM256 9H257V7H256ZM80 10H81V8L79 9V12H80ZM94 10H95V9H94ZM94 10H93V12L95 13V11L98 10V9H96L95 11H94ZM152 10H153V8H152ZM160 10H161V9H160ZM171 10H172V8H171ZM179 10H180V9H179ZM200 10H201V9H200ZM237 10H238V9H237ZM259 10H260V9H259ZM88 11L90 12V10H87L86 12L88 13ZM110 11H111V10H110ZM114 11H115V10H114ZM114 11H113V12H114ZM141 11H142V9H141ZM146 11H148V10H146ZM154 11H155V10H154ZM158 11H159V10H158ZM163 11H164V10H163ZM174 11H175V10H174ZM177 11H178V10H177ZM180 11H181V10H180ZM209 11H210V10H209ZM228 11H229V10H228ZM50 12H51V11H50ZM52 12H53V11H52ZM76 12H77V11H76ZM82 12H83V9H82ZM96 12H97V11H96ZM124 12H125V10H124ZM148 12H149V11H148ZM150 12H151V11H150ZM150 12H149V13H150ZM159 12L161 13V11H159ZM170 12H173V10L170 11ZM210 12H212V11H210ZM238 12H239V11H238ZM83 13H84V12H83ZM91 13H92V12H91ZM98 13H99V12H98ZM98 13H97L96 15H98ZM111 13H112V12H110V13L108 12V14H111ZM115 13H116V14L118 13L117 10H116V12H114V14H111V15L113 16V15H115ZM137 13H138V11H137ZM140 13H141V15H142V12H140ZM145 13H146V12H145ZM149 13L147 14L148 16H149ZM156 13H157V11H156ZM164 13H165V15L162 13V19L164 18L163 16H166V13L168 14L169 12L167 11V12H164ZM173 13H174V12H173ZM175 13L177 14L176 11H175ZM175 13H174V14H175ZM181 13H182V12H181ZM217 13L219 14V11H217ZM223 13L225 14V12H223ZM223 13H222V14H223ZM235 13H236V11H235ZM57 14H58V13H57ZM70 14H71V13H70ZM89 14H90V13H89ZM99 14H100V13H99ZM102 14H103V13H102ZM104 14H105V13H104ZM104 14H103V15H104ZM118 14H119V13H118ZM125 14H126V13H125ZM150 14H151V13H150ZM174 14H173V15H174ZM179 14H180V13H179ZM210 14H211V13H210ZM220 14H221V13H220ZM222 14L220 15L221 17H226L225 15H222ZM228 14L231 15L230 13H228ZM240 14H241V13H240ZM58 15L61 16L62 13L60 12V14H58ZM58 15H56V16H58ZM63 15H64V14H63ZM68 15H69V14L66 13V18H67ZM73 15H74V14H73ZM87 15H88V14H87ZM90 15H91V14H90ZM93 15H95V14H92L90 18H92ZM96 15H95V16H96ZM100 15H101V14H100ZM103 15H101V16H103ZM111 15H110V16H111ZM120 15H121V14H120ZM120 15H115V16H117V17L119 16V18H120ZM122 15H123V14H122ZM128 15H129V14H128ZM132 15H133V14H132ZM144 15H145V14L143 13L142 16H144ZM151 15H152V14H151ZM169 15H170V14H169ZM177 15H178V14H177ZM184 15H185V14H184ZM199 15H200V14H199ZM212 15H213V13H212ZM212 15H210L211 18H215V16L213 17ZM214 15H215V14H214ZM229 15H228V17H229ZM238 15H239V14H238ZM105 16H106V14H105L103 17H105ZM110 16H109V17H110ZM115 16H114V17H115ZM126 16H127V14H126ZM136 16H138V14H137ZM148 16H147V17H148ZM192 16H193L194 19H195V16H194V15H192ZM192 16H191V17H192ZM216 16H217V14H216ZM231 16H232V15H231ZM64 17H65V16H63V18H64ZM72 17H73V16H72ZM75 17H77V15H76ZM103 17H102V18H103ZM106 17L108 18V16H106ZM106 17H105V18H106ZM114 17H113V18H114ZM117 17H115V18H117ZM127 17H128V16H127ZM134 17H135V16H134ZM166 17H167V16H166ZM166 17H165V18H166ZM168 17H169V16H168ZM168 17H167V20H168ZM171 17H172V16H171ZM173 17L175 18V16H173ZM179 17H180V16H179ZM193 17H192V18H193ZM196 17H197V16H196ZM202 17H203V16H202ZM208 17H209V13H208ZM260 17H261V16H260ZM69 18H71V17L69 16ZM77 18H80V16H78ZM99 18H100V17H99ZM105 18H103V21L105 20ZM107 18H106V21L108 22V21L110 20V18H109V20H108ZM113 18H112V19H113ZM115 18H114V19H115ZM122 18H123V17H121V20L117 18V20H119L120 22H122ZM132 18H133V16H132ZM138 18H139V17H138ZM153 18H154V17H153ZM156 18H157V17H156ZM182 18H183V17H182ZM184 18L188 20L189 17L186 18V16H185ZM226 18H227V17H226ZM242 18L244 19L243 15H242ZM242 18H240V19H242ZM251 18H252V17H251ZM73 19H75V18H73ZM169 19H170V18H169ZM180 19H181V18H180ZM180 19H178V20H180ZM215 19H216V18H215ZM219 19H220V18H219ZM219 19H217V20H219ZM221 19H222V18H221ZM232 19H233V18H232ZM253 19H254V18H253ZM75 20H76V19H75ZM80 20H81V19H80ZM83 20H84V22H86L84 18H83ZM88 20H89V19H88ZM97 20H98V19H96V20H94V21H97ZM158 20H159V19H158ZM163 20H166V19H163ZM167 20H166V22H167ZM172 20H174V19L172 18L171 21H172ZM175 20H176V19H175ZM181 20L183 21V19H181ZM213 20H214V19H213ZM226 20H228V19H226ZM226 20H224V21H226ZM236 20H237V19H236ZM255 20H256V19H255ZM63 21H64V20H63ZM66 21H67V19H66ZM98 21H99V20H98ZM113 21H114V20H113ZM115 21H116V20H115ZM115 21H114V22H115ZM119 21H118V22H119ZM132 21H134V20H132ZM156 21H157V19H156ZM171 21H169V22H171ZM176 21H177V20H176ZM191 21H192V20H191ZM224 21H223V22H224ZM228 21H229V20H228ZM231 21H234V19L231 20ZM231 21H229V22H231ZM240 21H242V20H240ZM76 22H78V19L76 20ZM90 22H91V21H90ZM100 22H101V25H102L103 23H102V19H101V18H100L99 23H100ZM129 22H130V21H129ZM157 22H158V21H157ZM164 22H165V21H164ZM166 22H165V24H166ZM173 22H174V21H173ZM173 22H172V23H169V25L171 24V25H170L171 28L173 27L174 29H176V23H175V22H174V23H175V24H174L175 27L172 26ZM218 22H222V21L220 20V21H218ZM234 22H235V21H234ZM236 22H237V21H236ZM261 22H262V21H261ZM65 23H66V22H65ZM65 23H64V24H65ZM71 23H72V22H71ZM79 23H80V22H79ZM93 23H94V22H93ZM108 23L110 24V22H108ZM108 23H107V25L105 24V25L108 26V27H109L110 25L112 26L113 24L115 25V23H113V22H112L113 24L111 23L110 25H109ZM116 23H117V22H116ZM134 23H135V22H134ZM152 23H153V22H152ZM167 23H168V22H167ZM177 23H178V21H177ZM180 23H181V21H180ZM205 23H206V22H205ZM216 23H217V22H216ZM224 23H225V22H224ZM224 23H222V24L224 25ZM240 23H241V22H240ZM249 23H250V22H249ZM72 24H73V23H72ZM75 24H76V23H75ZM83 24H84V23H83ZM94 24H95V23H94ZM118 24H119V23H118ZM149 24H150V22H149ZM158 24H159V23H158ZM163 24H164V23H163ZM165 24H164L163 28H167V29H168V28H169V27H168L169 25L165 27ZM182 24H183V22H182ZM184 24H185V23H184ZM187 24H188V22H187ZM191 24H192V23H191ZM244 24H245V23H244ZM78 25H79V24H78ZM87 25H88V24H87ZM99 25H100V24H99ZM116 25H117V24H116ZM120 25H121V24H120ZM120 25H118V26H119V27H123V26H120ZM122 25H123V22H122ZM160 25H161V24H160ZM192 25H193V26L195 25L194 22H193ZM201 25H202V24H201ZM204 25H205V24H204ZM215 25H216V24H215ZM215 25H214V26H215ZM80 26H81V25H80ZM80 26H79V27H80ZM118 26H116V27L118 28ZM180 26H181V25H177V29H178V27H179V29H178L179 31H177V29H176V31H175L176 33H172V32H173V28H172V30L169 28L168 31H171V32H166V35L164 36V38H166V40L169 41V42H168L169 44H170V42H171V44H170V45H172L171 47H174V44H172L173 42H172L169 38H167V36L169 37V34H170V33H171L170 35H173V36L171 37V39H172L174 36H176V35H174V34H177V32H180V29L183 28V27L180 28ZM197 26L199 27V25H197ZM206 26H207V24H206ZM214 26H213L212 28H214ZM216 26H217V25H216ZM216 26H215V28H216ZM218 26H219V25H218ZM218 26H217V28L220 27V26H219V27H218ZM226 26H227V25H224V27H226ZM247 26H248V25H247ZM108 27H107V28H108ZM116 27H115V28H116ZM125 27H126V25H125ZM202 27H203V25H202ZM242 27H243V26H242ZM244 27H245V25H244ZM68 28H69V26H68ZM80 28H82V26H81ZM98 28H99V27H98ZM117 28H116V31H115L114 29H112V31H114V32H117V31H118V33L120 34V33L122 32V30H121L122 28H121V29L119 28L120 30H117ZM150 28H151V27H150ZM156 28H162V27L159 26V27H156ZM191 28H192V27H191ZM191 28H190V29H191ZM195 28H196V27H195ZM205 28H206V27H205ZM208 28H211V27H208ZM212 28H211V30L213 31ZM221 28H222V27H221ZM226 28H228V26H227ZM226 28H224V29H226ZM238 28H239V27H238ZM87 29H90V28H87ZM101 29L103 30V26L101 27ZM101 29H100V30H101ZM108 29H110V28H108ZM146 29H147V28H146ZM192 29L194 30V28H192ZM224 29H223V30H224ZM248 29H249V28H248ZM71 30H72V29H71ZM150 30H151V32H152V29H150ZM159 30H160V29H159ZM163 30L165 31V29H163ZM163 30H162V31H163ZM181 30L183 31V29H181ZM198 30H199V28H198ZM211 30H208V31H211ZM216 30H217V29H216ZM79 31H80V30H79ZM93 31H94V29H93ZM93 31H92V32H93ZM134 31H135V30H134ZM134 31H133V32H134ZM153 31H155V29H154ZM202 31H203V33L206 32V31H204V30H202ZM221 31H222V30H221ZM243 31H244V30H243ZM252 31H253V30H252ZM73 32H74V31H73ZM80 32H81V31H80ZM90 32H91V31H90ZM102 32H103V31H102ZM104 32H109V31L106 29V27H105V31H104ZM125 32H126V31H125ZM131 32H132V31H131ZM147 32H148V31H147ZM155 32H156V31H155ZM155 32H154V33H155ZM160 32H161V30H160ZM200 32H201V31H200ZM214 32H216V31H214ZM235 32H236V31H235ZM240 32H241V31H240ZM70 33H71V32H70ZM180 33H182V32H180ZM209 33H210V32H209ZM211 33H213V32H211ZM217 33H219V32L217 31ZM87 34H88V33H87ZM107 34H108V33H107ZM107 34H105V36H106ZM155 34H156V33H155ZM159 34H160V33H159ZM178 34H179V33H178ZM178 34H177V35H178ZM200 34H201V33H200ZM205 34H208V32H206ZM249 34H250V33H249ZM253 34H254V32H253ZM255 34H256V33H255ZM81 35H84V34L81 33ZM115 35H116V34H115ZM117 35H118V34H117ZM120 35H121V34H120ZM143 35H145V34H143ZM148 35H149V34H148ZM148 35H147V36H148ZM156 35H158V34H156ZM156 35H155V37H156ZM163 35H164V32H163ZM180 35H181V34H180ZM187 35H189V33H188ZM213 35H214V33H213ZM231 35H232V34H231ZM234 35L236 36V38H235V39L233 38V39H234V40L237 39V40H236V41H237V42H236L237 45L243 44L244 41H242V39H240L239 35L237 34L238 37H237V35H236L235 33H234ZM103 36H104V34H103ZM108 36L110 37L111 35L108 34ZM108 36H107V37H108ZM112 36H113V35H112ZM149 36H150V35H149ZM149 36H148V37H149ZM158 36H159V35H158ZM181 36H182V35H181ZM183 36H184V35H183ZM206 36H209V35H206ZM222 36H223V35H222ZM244 36H245V35H244ZM75 37H77V36H75ZM125 37H126V36H125ZM133 37H135V36H133ZM148 37H147V38H148ZM176 37H177V36H176ZM201 37H202V35H201ZM203 37H204V36H203ZM212 37H213V36H212ZM219 37H220V36H219ZM262 37L264 38V36H262ZM104 38H105V37H104ZM126 38H127V37H126ZM129 38H130V41H131L132 36L130 37V35H129ZM129 38H128V40H129ZM142 38H144V37L142 36ZM145 38H146V36H145ZM149 38H151V37H149ZM152 38H153V37H152ZM152 38H151V39H152ZM156 38H157V37H156ZM156 38H155V39H156ZM174 38H175V37H174ZM174 38H173V40L175 41L176 38H175V39H174ZM179 38H181V37H179ZM193 38H194V36H193ZM197 38H198V37H197ZM208 38L210 39V37H208ZM238 38H239V40H238ZM247 38H248V37H246V39H247ZM256 38H257V35H256L255 39H256ZM259 38H260V37H259ZM84 39H86L85 36H84ZM97 39H98V38H97ZM123 39H124V38H123ZM134 39H135V38H134ZM138 39H139V38H138ZM140 39H141V38H140ZM153 39H154V38H153ZM201 39H204V40H205L204 43H206V40H207V39H205V38H201ZM212 39H213V38H212ZM214 39H215V38H214ZM214 39H213V40L210 39L211 42L214 41ZM261 39H262V38H261ZM102 40H103V39H101V41H102ZM128 40H126V41H128ZM142 40H143V39H142ZM142 40H141V42H142ZM177 40H179V39H177ZM181 40H182V38H181ZM187 40H188V39H187ZM216 40H217V39H216ZM228 40H229V39H228ZM234 40H232V41H234ZM240 40H241V42H240ZM248 40H249V39H248ZM248 40H247V41H248ZM85 41H86V40H85ZM103 41H104V40H103ZM112 41H113V40H112ZM124 41H125V40H124ZM126 41H125V42H126ZM130 41H129V42H130ZM136 41H137V40H136ZM136 41H134V42H136ZM138 41H140V40H138ZM138 41H137V44L140 43V42H138ZM143 41H144V40H143ZM146 41H149V40L147 39ZM146 41H145V42H146ZM183 41H184V40H183ZM224 41H226V40H224ZM229 41H230V40H229ZM109 42H110V41H109ZM132 42H133V38H132ZM185 42H186V41H185ZM185 42H184V44H185ZM239 42H240V44H238ZM86 43H87V42H86ZM113 43H114V42H113ZM142 43H143V42H142ZM147 43H148V42H146V43L143 44V45L146 46V45H148ZM153 43H155V41H154ZM156 43L158 44V45L155 47L156 50L153 48V45H152V46L150 45V44H151L150 42H149V45H150L149 48L152 47L153 50H155L156 52H157V48H159V49L161 48V49L163 50V52H164V50H165L164 54H166V51L169 50V48H170V47L167 48V46H169V45H166L167 41L165 42L163 39H160V37H159V38H157V42H156ZM174 43H175L176 46L179 45V44H177L176 42H174ZM187 43H188V42H187ZM214 43H215V41H214ZM219 43H220V42H219ZM231 43H232V42H231ZM233 43H234V42H233ZM244 43L246 44V42H244ZM132 44H133V43H132ZM134 44H136V43H134ZM190 44H191V43H190ZM199 44H200V43H199ZM228 44H229V43H228ZM113 45H114V44H113ZM122 45H125V44H122ZM127 45H128V47L130 46L129 44H127ZM138 45L141 46V47L139 46L140 48H143V46H142L141 44H138ZM207 45H208V44H207ZM212 45H213V43H212ZM214 45H215V44H214ZM231 45H233V44H231ZM231 45H230V46L227 45L228 49H230L229 47H231ZM237 45H236V46H237ZM75 46H76V45H75ZM82 46H83V45H82ZM125 46H126V45H125ZM125 46H123V48H124ZM145 46H144V47H145ZM176 46H175V47H176ZM190 46H191V45H190ZM190 46H189V47H190ZM192 46H193V48L195 47V46L193 45V43H192ZM199 46H200V45H199ZM201 46H202V45H201ZM203 46H204V45H203ZM243 46H245V47H244L245 49L242 48V46H241V50L239 49L240 46H238L239 48L237 47V49L240 50L239 52L242 53L241 51H243V54H244V55H247V57L250 56V54L252 53L251 51H250V54H249V55H248V53H246V52L248 51V50H247L248 46L246 47V45H244V44H243ZM258 46H259V45H258ZM76 47H77V46H76ZM128 47H127V48H128ZM133 47H134V46H132L131 48L129 47L130 50H128V51H129V52L131 51L130 53H132V50H134L135 47L138 49L137 46H135L134 48H133ZM147 47H148V46H147ZM147 47H145V48H146L145 50L148 49ZM175 47H174V48H175ZM185 47H186V46H185ZM196 47H197V46H196ZM211 47H213V46H211ZM217 47L219 48V46H217ZM223 47H224V46H223ZM260 47H262V46L260 45ZM77 48H78V47H77ZM77 48H76V49H77ZM83 48H84V46H83ZM85 48H87V47H85ZM140 48H139V50H140ZM179 48H180V47H179ZM187 48H188V47H187ZM225 48H226V47H225ZM66 49H67V48H66ZM78 49H79V48H78ZM110 49H111V48H110ZM114 49H115V48H114ZM125 49H126V48H125ZM131 49H132V50H131ZM150 49H151V48H150ZM171 49H172V48H171ZM171 49H170V50H171ZM194 49H195V48H194ZM221 49H222V47L220 48V50H219V49H218V50H219V51H222ZM243 49H244V50H243ZM257 49H259V47L256 48V51H257ZM263 49H264V48H263ZM116 50H118V49L116 48ZM126 50H127V49H126ZM135 50H136V49H135ZM142 50H143V49H142ZM153 50H152V51H153ZM162 50H159V51H161V53H162ZM191 50H192V49H191ZM235 50H236V49H235ZM245 50H246V52H244ZM261 50H262V49H261ZM112 51H113V50H112ZM124 51H125V50H124ZM128 51H127V52H128ZM155 51H153V54H156ZM172 51H173V50H172ZM172 51H171V52H172ZM175 51H176V50H175ZM175 51H174V52H175ZM183 51H184V50H183ZM183 51H182V52H183ZM192 51H193V50H192ZM197 51H198V50H197ZM197 51H195V52H197ZM199 51H200V50H199ZM224 51H225V53H229L230 51H233V50L230 49V51H229V50L226 51V50L224 49ZM228 51H229V52H228ZM106 52H107V51H106ZM113 52H114V51H113ZM120 52H121V50H120ZM136 52H137V50H136ZM136 52H134V53H136ZM148 52H149V51H148ZM148 52H146V53H148ZM150 52H151V50H150ZM150 52H149V53H150ZM177 52H178V51H177ZM184 52H185V51H184ZM222 52H223V51H222ZM236 52H237V51H236ZM111 53H112V52H111ZM114 53H115V52H114ZM118 53H119V52H118ZM134 53H133V54H134ZM143 53H144V51H143L142 53H140V51H139V54H143ZM149 53H148V54H149ZM161 53H160V54H161ZM185 53H186V52H185ZM245 53H246V54H245ZM259 53H260L261 58H262V57H263L262 52L260 51ZM259 53H258V54H259ZM116 54H117V52H116ZM122 54H123V53H122ZM137 54H138V52H137ZM139 54H138V57H139ZM151 54H152V53H151ZM169 54H170V52H168V54L166 55V56H167L166 58H168ZM171 54H172V56H171V55H170V56L173 57V53H171ZM188 54H189V53H188ZM192 54H194V53H192ZM197 54H199V53H196V55H194V56H191L190 54H189V55H190L191 57L194 58L195 56L197 57ZM217 54H218V53H217ZM222 54H223V53H222ZM232 54H233V53H232ZM237 54H238V53H237ZM130 55H131V57H132V54H130ZM130 55H128V56H130ZM145 55H146V54H145ZM177 55H178L177 57H179L178 59L180 60V56H179V55H181V54H178V53H177ZM234 55H235V54H234ZM251 55H252V54H251ZM103 56L105 57V55H103ZM107 56H108V58H109L110 55H107ZM111 56H112V55H111ZM119 56H120V55H119ZM126 56H127V53H126ZM128 56H127V57H128ZM142 56H144V54L141 55V57H142ZM156 56H157V55H156ZM164 56H165V55H164ZM170 56H169V58L171 59ZM182 56H184V54H183ZM190 56H189V57L186 56V57L190 58ZM199 56H201V55H199ZM213 56H214V55H213ZM219 56H220V55H219ZM104 57H103V58H104ZM112 57H114V55H113ZM116 57H117V55H116L115 58H113V59L115 60ZM127 57H125V58H127ZM150 57H151V56H150ZM153 57H154V56H153ZM175 57H176V54H175L174 58H175ZM186 57H185V58H186ZM202 57H203V56H202ZM202 57H201V58H202ZM215 57H217V56H214V58H215ZM224 57H225V56H224ZM229 57H231V56H229ZM240 57H241V56H240ZM245 57H246V56H245ZM247 57H246V61H248V60H247ZM250 57L252 58L253 56H250ZM259 57H260V56H259ZM106 58H107V57H105V59H106ZM143 58H145V57H143ZM162 58H163V56H162ZM185 58L183 57L184 60H186ZM193 58H192V59H193ZM204 58H206V56H205ZM221 58H222V57H221ZM233 58H234V57H233ZM257 58H258V57H257ZM257 58H256V59H257ZM111 59H112V58L109 59V63H108V64H110V62H112V61H110ZM117 59L119 60V58H117ZM132 59H133V58H132ZM170 59H169L170 62H172V61L174 60V59H173V60L171 59V60H172V61H171ZM181 59H182V58H181ZM190 59H191V58H190ZM190 59H189V60H190ZM195 59H197V58H195ZM195 59H194V60H195ZM216 59H217V58H216ZM231 59H232V58H230V60H231ZM239 59H240V58H239ZM248 59H250V58H248ZM94 60H95V59H94ZM106 60H107V59H106ZM114 60H113V61H114ZM120 60H121V59H120ZM122 60H123V58H122ZM122 60H121V61H122ZM128 60H129V59H128ZM128 60H127V61H128ZM175 60H176V59H175ZM179 60H176L177 64L179 63V66H180V64L183 63V62H184L183 64L185 65L186 61L183 60V62H181L182 60H180V62H181V63H180ZM201 60H204V59L202 58ZM206 60H208V59H206ZM206 60H204V61H206ZM224 60H225V59H224ZM227 60H228V57H227ZM232 60H234V59H232ZM237 60H238V59H237ZM237 60H236V61H237ZM254 60H255V59H254ZM95 61H96V60H95ZM103 61H104V59H103ZM144 61L146 62V60H144ZM152 61H153V60H152ZM161 61H163V60H161ZM198 61H199V60H198ZM208 61H209V60H208ZM210 61H212V60H210ZM216 61H217V60H216ZM225 61H226V60H225ZM244 61H245V60H244ZM244 61H243V62H244ZM246 61H245V62H246ZM107 62H108V60H107ZM114 62H115V61H114ZM129 62H130V61H129ZM145 62H144V63H145ZM147 62H149V60H148ZM150 62H151V61H150ZM153 62H156V61L154 60ZM192 62L194 63V61H192ZM192 62H191V64H192ZM195 62H196V61H195ZM238 62H239V61H238ZM245 62H244V63H245ZM248 62H249V61H248ZM253 62H255V61H253ZM116 63H117V62H116ZM116 63L114 64V66L116 65V67H118L119 64L117 65ZM121 63H122V62H121ZM121 63H120V64H121ZM131 63H133V61H132ZM131 63H130V64H131ZM162 63H164V62H162ZM172 63H173V62H172ZM174 63H175V62H174ZM199 63H200V62H199ZM199 63H198V65H201V64H199ZM209 63H210V62H209ZM222 63H223V62H222ZM226 63H227V62H226ZM231 63H232V61H231ZM240 63H241V62H240ZM111 64H112V63H111ZM123 64L126 65V63H124V62H123ZM123 64H122V65H123ZM128 64H129V63H127V65H128ZM136 64H137V63H136ZM151 64H152V63H151ZM170 64H171V63H170ZM187 64L189 65L190 62L187 63ZM187 64H186V65H187ZM191 64L189 65V66H190L189 68H191ZM202 64H204V62H202ZM214 64H215V62H214ZM220 64H221V63H220ZM259 64H260V63H259ZM259 64H257V66H258ZM102 65H103V63H102ZM149 65H150V64H149ZM149 65H148V66H149ZM186 65L183 66V67H185L184 69L187 68V69H186L187 71L190 70V69H188V67H187ZM192 65H193V64H192ZM228 65H231V64H228ZM238 65H239V64H238ZM241 65H242V64H241ZM245 65H247V64H245ZM260 65H261V64H260ZM260 65H259V66H260ZM112 66H113V64H112ZM119 66H120V65H119ZM133 66H134V65H133ZM137 66H138V65H137ZM137 66H136V67H137ZM141 66H142V65H141ZM154 66H155V65H154ZM158 66H159V65H158ZM174 66H175V65H174ZM193 66H194V65H193ZM195 66H196V65H195ZM224 66H225V65H224ZM233 66H234V65H233ZM242 66H244V65H242ZM105 67H106V66H105ZM152 67H153V66H152ZM196 67H197V66H196ZM207 67H208V66H207ZM217 67H218V65H217ZM227 67H228V66H227ZM227 67H226V69L229 68V67H228V68H227ZM231 67H232V66H231ZM238 67H239V66H238ZM238 67H236V65H235V69H236V70H237ZM262 67H263V69H264V66H261V68H262ZM107 68H108V67H107ZM122 68H124V67H122ZM126 68H127V67H126ZM153 68H154V67H153ZM204 68H205V67H204ZM204 68H203V69H204ZM212 68H213V66H212ZM220 68H222V67H220ZM239 68H241V67H239ZM250 68H251V67H250ZM258 68H259V67H258ZM113 69H114V67H113ZM132 69H133V68H132ZM135 69H136V68H135ZM142 69H143V68H142ZM145 69H148V68L145 67ZM158 69H160V68H158ZM162 69H163V68H162ZM177 69H178V68H177ZM179 69H180V68H179ZM203 69H200V71H202ZM217 69H218V68H217ZM217 69H216V70H217ZM223 69H224V68H222V70H223ZM229 69H230V68H229ZM232 69H233V68H231L230 70H232ZM235 69H234V71H235ZM241 69H244V67L241 68ZM122 70L124 71L125 69H122ZM149 70H150V68H149ZM165 70H166V69H165ZM168 70H169V69H168ZM175 70H176V69H175ZM175 70H174V71H175ZM186 70H183V71L186 73ZM192 70H194V68H193ZM239 70H240V69H239ZM258 70H259V69H258ZM115 71H116V69H115ZM118 71L121 72L119 69H118ZM123 71H122V72H123ZM132 71H133V70H132ZM135 71H136V70H135ZM177 71H178V72H177ZM183 71L176 70L177 73H176V72H175V73L177 74V77H178V75H179V72H182V73H183ZM195 71H196V70H195ZM206 71H207V70H206ZM206 71H204V72H206ZM213 71H214V70H213ZM228 71H229V70H228ZM249 71H250V70H249ZM263 71H264V70H263ZM263 71H262V73H263ZM116 72H117V71H116ZM125 72H126V71H124L123 73H125ZM149 72L151 73V70H150ZM152 72H154V71L152 70ZM157 72H158V71H157ZM210 72H211V71H210ZM214 72H216V71H214ZM221 72H222V71H221ZM238 72H239V71H238ZM244 72L246 73V71H244ZM127 73H128V72H126V74H124V75H127V77H128L129 80H133L132 82H133L134 85L136 86L135 81H134V76H132V77H133V79H132L131 76H128L129 74H127ZM130 73H131V72H130ZM135 73H136V72H135ZM135 73H134V75H135ZM143 73H144V72H143ZM145 73H146V72H145ZM155 73H156V72H155ZM161 73H162V72H161ZM189 73H190L191 76H192V72H189ZM195 73H197V72H195ZM200 73H201V72H200ZM207 73H208V72H207ZM207 73H206V75H207ZM235 73H237V72H235ZM247 73H248V72H247ZM247 73H246V74H243V75H246V76H247ZM147 74H148V73H147ZM157 74H159V73H157ZM157 74H156V75H157ZM170 74H171V73H170ZM176 74H175V77H176ZM187 74H188V73H187ZM187 74H186V75H187ZM193 74H194V73H193ZM197 74H198V73H197ZM197 74H196V75H197ZM216 74H217V73H216ZM216 74L212 73L211 76H213V75L215 76ZM218 74H219V73H218ZM221 74L223 75V73H221ZM230 74H231V73H230ZM237 74H238V73H237ZM239 74H240V73H239ZM250 74H251V73H250ZM257 74H258V73H257ZM263 74H264V73H263ZM263 74H262V75H263ZM115 75H117V73H116ZM122 75H123V74H122ZM122 75H121V76H122ZM124 75H123V76H124ZM132 75H133V74H132ZM136 75H138V74H136ZM148 75H150V74H148ZM153 75H155V74H153ZM162 75H163V74H162ZM162 75H161V77H163ZM165 75H166V74H165ZM181 75H182V74H180V77H181ZM186 75H184V76H182V77L184 78V77H186ZM188 75H189V74H188ZM188 75H187V76H188ZM206 75H204V76H206ZM208 75H209V74H208ZM224 75H226V74H224ZM235 75H236V74H235ZM243 75H242V77H244ZM121 76H120V77H121ZM144 76H145V75H144ZM158 76H159V75H158ZM172 76H173V75H172ZM194 76H195V75H194ZM214 76H213V77H214ZM228 76L232 78V75H231V76L228 75ZM228 76H227V77H226V76H223V77H226L225 79L227 80V79H228ZM240 76H241V75H240ZM108 77H109V76H108ZM108 77H107V78H108ZM129 77H130L131 79H130ZM145 77H147V75H146ZM150 77H151V76H149V78H150ZM159 77H160V76H159ZM159 77H158V79L155 77L153 80H155V79H157V80H159V79H161V80L165 79V78H161V77L159 78ZM177 77H176V78H177ZM180 77H179V79H177V82L180 81ZM198 77H200V76H198ZM198 77H197V78H198ZM213 77H212V78H211V77H207V78H208V80L210 81L211 79L214 80ZM216 77H217V76H216ZM223 77H222V78H223ZM236 77H238V76H236ZM135 78H136V77H135ZM147 78H148V77H147ZM152 78H153V77H152ZM166 78H167V77H166ZM193 78H194V77H193ZM207 78H206V79H207ZM209 78H211V79H209ZM218 78H219V77H218ZM248 78H249V74H248ZM248 78H247V82H246V84L244 83V84H245V85H244V88L247 87L246 85H247V83H248ZM120 79H121V78H120ZM184 79H185V78H184ZM189 79H190V78H189ZM189 79H186V81L189 80ZM195 79H196V78H195ZM198 79H200V78H198ZM202 79L205 80V78H202ZM202 79H201V80H202ZM216 79H217V78H216ZM220 79H221V78H220ZM233 79H234V77H233ZM243 79H244V78H243ZM243 79L240 78L239 81H240V80L243 81ZM255 79H256V78H255ZM122 80H123V79H122ZM125 80H126V79H125ZM138 80H139V79H138ZM146 80L148 81V79H146ZM146 80H143V81H145V85L147 84V85L149 86V84L147 83ZM153 80H152V81H153ZM157 80H155V81L153 82V84H155V82H156V84L159 85V83H157ZM161 80H159V82H160ZM165 80H166V79H165ZM165 80H163V81H165ZM167 80H169V79H167ZM178 80H179V81H178ZM201 80H200V81L198 80L199 83L202 84V82H203L204 84L200 85V84H198V81H197L196 84H197V86L200 85V86L203 87V86H204L205 84H207V83H205L204 81L201 82ZM217 80H218V79H217ZM217 80H216V82H217ZM228 80H229V79H228ZM237 80H238V79H237ZM237 80H236V81H237ZM249 80H250V79H249ZM252 80H254V79H252ZM139 81H140V80H139ZM163 81H162V82H163ZM171 81H172V80H171ZM183 81H184V80H183ZM189 81H190V80H189ZM189 81H187V82H185V83L188 84ZM192 81L194 82V80L191 78V81L189 82L190 85H192V84H191ZM218 81H219V80H218ZM244 81H245V80H244ZM244 81H243V82H244ZM250 81H251V80H250ZM256 81L258 82V80H256ZM256 81H254V82H256ZM120 82H123V81H120ZM120 82H119V83H120ZM124 82H125V81H124ZM126 82H129V81L126 80ZM149 82H150V81H149ZM195 82H196V81H195ZM195 82H194V83H195ZM211 82H212V86H214L213 83H215V81H211ZM227 82H228V81H227ZM130 83H131V82H130ZM141 83H142V82H141ZM141 83H139V84H141ZM150 83L152 84V82H150ZM160 83H161V82H160ZM165 83H166V81H165ZM165 83H164V82H163V84L161 83L162 85H164L163 88L161 87L163 90H161V92H158V93H161V94H160L161 96H162V95L165 96V100H166V97H167L168 95H172V93H173L174 91H172V89H171V86H170L171 84H168V83H167V87H165ZM170 83H171V82H170ZM182 83H183V82H182ZM185 83H183V84L186 85ZM218 83H219V82H218ZM218 83L216 84V86L218 85ZM232 83H234L233 80H232ZM237 83H238V82H237ZM239 83H240V82H239ZM262 83H263V82H262ZM114 84H115V83H114ZM122 84H123V83H122ZM151 84H150V85H151ZM161 84H160L159 86H162ZM172 84H173V83H172ZM196 84H195V85H196ZM254 84H256V86H254V87L259 86V84L257 85V83H254ZM123 85L126 86L125 83H124ZM168 85H169V86H168ZM184 85L181 86V84H180L181 87H184L183 89H182V88H180V89H182V90L186 89L187 87L184 86ZM208 85H209V84H208ZM235 85H236V83H235ZM237 85H238V84H237ZM252 85H253V84H252ZM140 86H141V85H140ZM154 86H155V85H154ZM154 86H153V87H154ZM156 86H157V85H156ZM156 86H155V88H156ZM197 86H195V87H197ZM212 86L210 85V89H207V90H208V94L205 95V96H208V95L210 94V93H209V90H210V92H211V90H212L211 87H212ZM219 86H220V84H219ZM219 86H218L217 89L213 87V90L216 89V90L218 91L219 88L222 89L221 86H220V87H219ZM245 86H246V87H245ZM260 86H261V85H260ZM127 87H128V86H127ZM149 87H150V86H149ZM164 87H165V88H164ZM185 87H186V88H185ZM190 87H192V86H190ZM204 87L206 88V85H205ZM204 87H203V89H204ZM234 87H235V86H234ZM125 88H126V87H125ZM125 88H124V89H125ZM129 88H131V86H129L127 89L129 90ZM132 88H134V87H132ZM132 88H131V89H132ZM144 88H145V86H144ZM144 88H143V89H144ZM150 88L153 89L152 87H150ZM174 88H175V87H174ZM197 88H198V87H197ZM200 88H201V87H200ZM200 88H199V89H200ZM208 88H209V86H208ZM259 88H260V87H259ZM259 88H258V89H259ZM135 89H136V88H135ZM135 89H134V92L136 91ZM138 89H139V88H138ZM156 89H158V88H156ZM189 89H190V88H189ZM192 89H193V87H192ZM224 89H225V88H224ZM248 89H249V87H248ZM256 89H257V88H256ZM258 89H257V90H258ZM260 89H261V88H260ZM125 90H126V89H125ZM174 90L177 91V88H175ZM182 90H181V91H182ZM126 91H127V90H126ZM131 91H133V89H132ZM149 91H150V90H149ZM149 91H148V92H149ZM159 91H160V90H159ZM178 91H180V90L178 89ZM190 91H191V90H190ZM192 91H193V90H192ZM199 91H200V90H199ZM235 91H236V90H235ZM245 91H246V90H245ZM253 91L255 92V90H253ZM127 92H128V91H127ZM127 92H126V93H127ZM129 92H130V90H129ZM129 92H128V93H129ZM137 92H139V91H137ZM154 92H155V90H154ZM182 92H184V91H182ZM197 92H198V90H197ZM205 92H206V91H205ZM222 92H223V91H222ZM226 92H227V91H226ZM226 92H225V90H224V96H225V93H226ZM248 92H249V91H248ZM135 93H136V92H135ZM135 93H131V92H130L131 95H128V96H130V97H133V96H134V97L136 98L135 100H138V97H139L140 95H139L138 97H136V96L138 95V93H137L136 96H135ZM139 93H141V92H139ZM156 93H157V90H156ZM158 93H157V94H158ZM186 93L189 94V92H186ZM192 93H193V92H192ZM206 93H207V92H206ZM218 93H219V92H218ZM237 93H238V92H237ZM246 93H247V92H246ZM251 93H252V94H251ZM251 93H249V94H251V96H252V95H253V92H251ZM152 94H153V93H151V95H152ZM157 94H156V95H157ZM176 94H177V93H175V95H176ZM178 94H179V93H178ZM183 94H184V93H183ZM190 94H191V93H190ZM201 94H202V93H201ZM247 94H248V93H247ZM254 94H256V93H254ZM260 94H261V91H260ZM166 95H167V96H166ZM173 95H174V94H173ZM173 95H172V98L174 97V99L177 100V101L180 100V99H182V98H176V96H175V95L173 96ZM193 95H194V94H193ZM193 95H191L190 98H191ZM199 95H200V94H199ZM199 95H198V96H199ZM228 95H229V94H228ZM228 95H227V96H228ZM237 95H238V94H237ZM124 96H125V92H124ZM154 96H155V95H154ZM158 96H159V94H158ZM161 96H159V99L162 98ZM198 96H196V98H197ZM202 96L204 97V94H202ZM202 96H201V98H202ZM227 96H226V97H227ZM246 96H247V95H246ZM130 97H128V98L130 99ZM134 97H133V99H134ZM140 97H143V98H144V95L141 94ZM160 97H161V98H160ZM177 97H180V96H177ZM181 97H183V95H182ZM184 97H185V96H184ZM212 97H213V96H212ZM226 97H225V100H226L227 98H229V96H228L227 98H226ZM252 97H253V96H252ZM254 97H256V96L254 95ZM262 97H263V94H262ZM126 98H127V96H126ZM128 98H127V99H128ZM152 98H153V97H152ZM156 98L158 99V97H156ZM169 98L171 99V96H170ZM169 98H168V99H169ZM187 98H188V97H187ZM193 98H194V97H193ZM196 98H195V100H196ZM221 98H222V97H221ZM234 98H235V97H234ZM123 99H124V98H123ZM139 99H140V98H139ZM162 99H163V98H162ZM162 99H161V101H162ZM168 99L166 100L167 102H168ZM170 99H169V100H170ZM198 99H200V97H199ZM198 99H197V100H198ZM205 99H206V97H205ZM213 99H214V97H213ZM258 99H259V98H258ZM261 99H262V98H261ZM135 100H131V101H135ZM142 100H143V99H141L140 102H138V103L140 104ZM172 100H173V99H172ZM192 100H194V99H192ZM197 100H196V101H197ZM200 100H201V99H200ZM206 100H208V99H206ZM206 100H205V102L207 103ZM209 100H211V99H209ZM209 100H208V101H209ZM214 100H215V99H214ZM222 100H223V98H222ZM229 100H230V99H229ZM233 100H235V99H233ZM233 100H232V101H233ZM127 101H128V100H127ZM131 101H130V102H131ZM138 101H139V100H138ZM144 101H145V100H143V102H144ZM161 101L159 100L158 103H160ZM180 101H181V104H180V105L182 106V103L185 102V101H184V100H180ZM187 101H188V100H187ZM189 101H190V100H189ZM196 101H194V102H196ZM215 101H216V100H215ZM227 101H228V100H227ZM243 101H244V100H243ZM243 101H242V102H243ZM246 101H247V100H246ZM255 101H256V103H259V102H257L258 100H257L256 98H255ZM262 101H263V100H262ZM262 101H261V102H262ZM135 102H136V101H135ZM135 102H134V103H135ZM147 102H149V101H147ZM147 102H144L145 104H144V103H143V104L141 103V104H142V105H146ZM167 102H165V103H167ZM172 102H173V101H172ZM175 102H176V101H174V104H175V106H176V109L174 108V106H172V107H171V105H169V106L172 108V110L175 109V110L177 111L175 114H177V113L179 112V110H177V108L179 107V106H177V105L179 104V102H178V103H177V102L175 103ZM191 102H192V101H191ZM194 102H192V103L196 105L197 102H196V103H194ZM198 102H199V101H198ZM200 102H204V99H203L202 101H200ZM205 102H204V103H205ZM209 102H211V101H209ZM134 103H133V104H134ZM138 103L136 102V104H138ZM150 103H151V102H150ZM158 103H157V104H158ZM169 103H171V102H169ZM204 103H203V104H204ZM206 103H205V105H206ZM244 103H247V102H244ZM139 104H138V105H139ZM141 104H140V105H141ZM148 104H149V103H148ZM162 104H163V102H162ZM162 104H160V105L158 104L157 107H159V108H157V107H156V108H157V109H160V106H161ZM176 104H177V105H176ZM183 104H184V103H183ZM185 104H186V103H185ZM193 104H192L191 106H194ZM197 104H198V103H197ZM208 104L211 105L210 103H208ZM208 104H207V105H208ZM213 104L215 105L214 102H213ZM222 104H223V103H222ZM222 104H219V102H218V105H217V106H219V105L222 106ZM228 104H229V101H228ZM254 104H255V103H254ZM263 104H264V103H263ZM163 105H164V104H163ZM165 105L168 106V104H165ZM200 105H201V104H200ZM200 105H199V106H200ZM205 105H203V106H205ZM214 105H213V107L216 106V105H215V106H214ZM229 105H230V104H229ZM247 105H248V104H247ZM259 105H261V104L259 103ZM134 106H135V105H134ZM154 106H155V105H154ZM154 106H153V108H155ZM183 106H184V105H183ZM185 106H187V105H185ZM185 106H184V107H185ZM199 106H198V108H199ZM217 106H216V107H217ZM241 106H242V105H241ZM141 107H142V109H145L146 111H147V108L149 107V110H148V111L150 112V107H151V106H141ZM144 107H147V108H144ZM163 107H164V106H163ZM189 107H190V106H189ZM189 107H188V108H189ZM194 107H195V106H194ZM200 107H201V106H200ZM208 107L211 108V106H208ZM219 107H220V106H219ZM219 107H218V108H219ZM222 107H224V106H222ZM249 107H250V106H249ZM259 107H260V106H259ZM259 107H258V108H259ZM261 107H262V106H261ZM134 108H135V107H134ZM134 108H133V109H134ZM151 108H152V107H151ZM156 108H155V110H156ZM164 108H165V107H164ZM167 108H168V107H167ZM167 108H166V109H167ZM182 108H183V107H182ZM188 108H187V109H182V110H184L183 113H185V110H189ZM198 108H197V106H196V109H197V110H198ZM204 108H205V107H204ZM206 108H207V107H206ZM206 108H205V109H206ZM210 108H209V109H206V110L209 111ZM227 108H228V107H227ZM229 108H230V106H229ZM263 108H264V107H263ZM263 108H261V110H264ZM138 109H139V110H138ZM179 109H180V108H179ZM192 109H194V108L192 107ZM205 109H204V110H205ZM231 109H232V108H231ZM135 110H138L139 113L137 114V113L135 112ZM135 110H134V111L132 110V111H133V112H132L133 115H134V113H136L137 116L140 114L141 117L139 116V120H142L143 122H139V123L141 124V126L144 125V124H142V123H144L146 120H145V119H140V118H145V117H143V116L145 115V114H144V113H145V110H144V111H141L142 114H144L143 116H142V114H141V112H140L141 109H140L139 106H138V107L136 106V109H135ZM161 110H162V109H161ZM161 110H160V111H161ZM202 110H203V109H202ZM202 110H201V111H202ZM206 110H205L204 112H206ZM214 110H215V109H213L212 111H214ZM221 110H222V108H221ZM261 110H260V112H261ZM153 111H154V110H153ZM153 111H152V113H154ZM157 111H158V110H156L155 112H157ZM162 111H163V110H162ZM180 111H181V110H180ZM189 111H190V110H189ZM199 111H200V110L197 111L198 115L200 114ZM201 111H200V112H201ZM210 111H211V110H210ZM215 111H217V110H215ZM231 111H233V110H231ZM129 112H130V111H129ZM143 112H144V113H143ZM149 112H148V114H149ZM166 112H168V111H166ZM166 112H164V113H166ZM170 112H171V111H170ZM173 112H174V110H173ZM186 112H187V111H186ZM190 112H191V111H190ZM193 112L196 113L195 111H193ZM229 112H230V111H229ZM229 112H228V113H229ZM150 113H151V112H150ZM152 113H151L150 115H148V116H149L148 118L151 119L152 117H153V118L156 117L155 119L158 120V119H160V118L162 117V116H161L160 118H158L159 115L155 114V115H157V116H155V115L152 114ZM157 113H158V112H157ZM160 113H161V112H160ZM160 113H159V114H160ZM168 113H169V112H168ZM183 113H182V114H183ZM194 113H193V114H194ZM197 113H196V114H197ZM206 113H208V112H206ZM212 113H213V112H212ZM212 113H211V114H212ZM215 113H216V112H215ZM218 113H219V111H218ZM221 113H222V112H221ZM226 113H227V112H226ZM226 113H225V111H224V109H223V114L225 115ZM146 114H147V113H146ZM179 114H180V112H179ZM179 114H178V115H175V116L178 117ZM190 114H191V113H190ZM201 114H202V116H205L206 120L209 119V120H208V123H209V121H210V123H209V128H210L211 125H216V123H218L219 125H221L220 123L223 122V121L219 122L218 119L216 118V116L214 117V116H213L214 114L211 115L210 112H209V114H210L209 116H211L212 118L214 117V118H216V120H217V122H216V120H215V122H216V123L214 122L215 124H211V123H212V122H211L212 119L210 120L211 117H209V116L206 114L207 117H209V118H207L206 115H203L202 112H201ZM216 114H217V113H216ZM223 114H219V115L217 114L218 118H219L221 115L223 116ZM231 114H232V113H231ZM231 114H229V115H231ZM261 114H262V113H260V115L258 114V115L260 116L259 118H261ZM152 115H153V116H152ZM162 115H164V114H162ZM172 115H173L174 118H176V117L174 116V114H172ZM187 115L190 116L188 113H187ZM187 115H186V116H187ZM198 115H196V117H197ZM255 115H256V114H255ZM258 115H257V116H258ZM134 116H135V115H134ZM151 116H152V117H151ZM154 116H155V117H154ZM166 116H167V115H166ZM180 116H182V115H180ZM180 116H179V117H180ZM191 116H192V114H191ZM193 116H194V117H193ZM193 116H192V117L195 119V115H193ZM199 116H200V115H199ZM226 116H227V115H225L224 118H226ZM233 116H235V115H233ZM131 117H132V116H131ZM135 117H136V116H135ZM167 117H168V116H167ZM167 117H166V118H167ZM182 117H183V116H182ZM244 117H245V116H244ZM254 117H256V116H254ZM146 118H147V117H146ZM157 118H158V119H157ZM186 118H187V117H186ZM199 118H201V117H199ZM202 118H203V117H202ZM205 118H204V119H205ZM227 118H228V117H227ZM237 118H239V116H238ZM262 118H263V115H262ZM262 118H261V119H262ZM132 119H133V118H132ZM136 119H137V118H136ZM150 119H149V120H150ZM155 119H153V120H155ZM161 119H162V118H161ZM161 119H160L159 121H162ZM170 119H172V118L170 117ZM181 119H182V118H181ZM194 119H193V120L190 119V120L193 122V121L196 120V119H195V120H194ZM204 119H203V121H204ZM257 119H258V118H257ZM261 119H260V120H261ZM139 120H138V121H139ZM144 120H145V121H144ZM151 120H152V119H151ZM151 120H150V122H149V125H150V126H151L150 123L152 122ZM166 120H167V119H166ZM174 120H177V121H175V122H178V121H179V119H177V118L174 119ZM174 120H173V121H174ZM183 120H184V119H183ZM183 120H181V122H183ZM219 120H220V119H219ZM225 120H228V119H225ZM239 120H240V119H239ZM253 120H254V119H252V121H253ZM255 120H256V118H255ZM260 120H259L258 122H260ZM138 121H137V122H138ZM164 121H165V120H164ZM173 121H172V122H173ZM197 121H200V119L198 120V118H197ZM197 121H195V122L198 124ZM203 121H202V123H203ZM212 121H214V119H213ZM256 121H257V120H256ZM263 121H264V120H262L261 122H263ZM146 122H147L146 124H148V120H147ZM157 122H158V121H157ZM157 122L154 121V124H156ZM162 122H163V121H162ZM165 122H166V121H165ZM181 122H180V123H181ZM185 122H187L186 119H185ZM204 122H207V121H204ZM226 122H228V121H226ZM226 122L223 123V124L226 125V124H227ZM233 122H234V120H233ZM193 123H194V122H193ZM199 123H200V122H199ZM208 123H207V125H208ZM137 124H138V123H137ZM137 124H135V125H137ZM146 124H145V125H146ZM189 124H190V123H187V124H185V125H189ZM197 124H195V125H197ZM218 124H217V125H218ZM236 124H237V123H236ZM241 124H242V123H241ZM243 124H244V123H243ZM156 125H160V123H159V124H156ZM162 125H163V124H162ZM176 125L179 126L180 124L177 123V124H175V126H176ZM181 125H182V123H181ZM185 125H184V126H185ZM199 125H201V127H202V124H199ZM199 125H198V126H199ZM203 125H204V123H203ZM207 125H206V127H207ZM233 125H234V124H233ZM160 126H161V125H160ZM160 126H155V127H156V128H157V127L159 128ZM168 126H169V125H168ZM198 126H196V127L198 128ZM228 126H229V125H228ZM236 126H237V125H236ZM247 126H249V124H247ZM138 127H139V126H138ZM151 127H152V126H151ZM163 127L166 128L165 130H166V132H167V131H168V129H167L168 127H165L164 125H163ZM185 127H186V126H185ZM185 127H183V128H185ZM194 127H195V126H194ZM194 127H192V130H193ZM199 127H200V126H199ZM206 127H205V128H206ZM232 127H233V126H232ZM234 127H235V126H234ZM242 127H243V126H242ZM136 128H137V127H136ZM147 128H148V130L150 129L149 126H148ZM147 128H146V129L144 128L145 130H143V131H147ZM169 128H170V126H169ZM172 128L174 129V126H173ZM176 128H177V127H176ZM197 128H196V129H197ZM205 128H204V129H205ZM207 128H208V127H207ZM224 128H225V127H224ZM227 128H228V127L226 126V129L223 130L224 133H225V135H226V132H228V131H225V130H229V129H227ZM243 128H244V127H243ZM138 129H141L140 132L142 133V128H138ZM177 129H179V128H177ZM185 129H186V128H185ZM222 129H223V128H221L220 131H221ZM231 129H232V128H231ZM238 129H239V128H238ZM244 129H245V128H244ZM151 130H152V128H151ZM151 130H150V131H151ZM153 130H154V129H153ZM157 130H158V129H157ZM157 130H155V131H156V133L158 134V131H161L162 129L160 128L158 131H157ZM170 130H172V129L170 128ZM170 130H169V131H170ZM174 130H175V129H174ZM181 130H182V129H181ZM183 130H184V129H183ZM183 130H182L181 134L183 133ZM186 130H187V129H186ZM186 130H185V131H186ZM192 130H191V131H192ZM198 130H199V129H198ZM217 130H219V129L216 128V131H215V130H214V131L217 132ZM233 130H235V128H233ZM233 130H231V131H233ZM240 130H242V128H241ZM150 131H149V132H150ZM163 131H164V130H163ZM175 131H176V130H175ZM175 131L172 130V132H175ZM178 131H180V130H178ZM185 131H184V132H185ZM189 131H190V130H189ZM208 131H209V129H208ZM210 131H212V130H210ZM223 131H221L220 133L218 132V133L221 134V133H223ZM242 131H243V130H242ZM251 131H252V130H251ZM138 132H139V131H138ZM147 132H148V131H147ZM170 132H171V131H170ZM186 132H188V131H186ZM193 132H194V131H193ZM212 132H213V131H212ZM212 132H210V135L212 134ZM215 132H214V135L217 136L218 133L215 134ZM237 132H238V131H236V130L234 131V133H237ZM240 132H241V131H240ZM243 132H244V131H243ZM243 132H242L241 135H237V136H240V137H241V136L243 135V137H244V133H243ZM152 133H154V131H153ZM190 133H191V135H190ZM190 133L188 132L187 134H189L190 136H192V132H190ZM230 133H231V132H230ZM247 133H248V132H247ZM247 133H246V134H247ZM148 134H150V133H148ZM154 134H155V133H154ZM154 134H153V135H154ZM159 134L161 135V134H162V131H161ZM159 134H158L157 136H159ZM163 134H165V131L163 132ZM169 134H170V133H169ZM173 134H175V133H172V134H171L172 136H171V135L168 136L169 141H170V138H169L170 136H171V137H175V139H177V138H176V137H177L176 134L179 135L180 133H176L175 136H174ZM181 134H180V136H182ZM184 134H185V133H184ZM201 134L203 135L202 132H201ZM206 134H207V132H206ZM238 134H239V133H238ZM145 135H147V133H145ZM145 135H144V133H143V135H141V136L147 137V136H145ZM155 135H156V134H155ZM193 135H194V134H193ZM199 135H200V134H199ZM202 135H201V136H202ZM210 135L208 134L209 137H210ZM212 135H213V134H212ZM214 135H213V137L215 138L216 136H214ZM225 135H224L225 138H224V137H223V138H224V140H225V142H226V141H227V140H226V137L228 138L229 134H228V136H225ZM233 135H234V134H233ZM248 135H249V134H248ZM137 136H138V135H137ZM139 136H140V135H139ZM139 136H138V137H139ZM149 136H151V138L153 137L152 134L149 135ZM149 136H148V137H149ZM157 136H156V137H153V138H155L156 140H158L160 136L158 137V139H157ZM184 136H185L187 139L189 138V136L187 135V136H188V137H187L186 134H185V135H183V138L181 137V138H178V139H184L183 141H185V137H184ZM201 136H196L197 138H196L195 140L198 142V138H199V137H200V140L202 139ZM204 136H205V134H204ZM206 136H207V135H206ZM206 136H205V137H206ZM218 136H219V135H218ZM218 136H217L216 138H220V139H218V140H219V141H223V143H224L223 138H221L223 135H221V136H219V137H218ZM230 136H231V135H230ZM213 137L211 136V138H213ZM231 137H232V136H231ZM240 137H239V139H240ZM248 137H249V136H248ZM142 138H143V137H141V139H142ZM153 138H152V139H153ZM164 138H165V136H164ZM164 138H162V135H161L160 139L162 140L163 143L165 142V141H163ZM194 138H195V136H194ZM232 138H233V137H232ZM235 138H236V136H235ZM250 138H251V137H250ZM145 139H146V138H145ZM145 139H143V140H145ZM148 139H150V137H149ZM152 139H150V140H152ZM155 139H154L153 141H155ZM165 139H167V136H166ZM175 139L173 140V138H172V140H173V141H176L175 143H177V145L175 144L176 148H179V149L182 151V149H181L180 147H184V146H182L183 144H182V145L180 144L181 146H180V147H177L178 144L181 143V140L179 141V140H175ZM187 139H186V140H187ZM192 139H193V138H192ZM205 139H207V138H205ZM230 139H231V138H230ZM241 139H242V137H241ZM244 139H245V141H246V137H245ZM244 139H242V140H243V142L245 143ZM161 140H160V143H156V144H155L156 141L154 142L155 147H154L153 144H151V146L153 145V147H154V148L150 147L151 150H152V149H155V150L159 149V150H161V152H162V150H163L162 148H157V149H156V147H158L159 144H162V143H161ZM195 140H194V142H195ZM215 140H217V139H215ZM218 140L216 141V142L218 143L217 146H221V145H219V144H221V143H219ZM231 140H233V139H231ZM234 140H235V139H234ZM234 140H233V141H234ZM242 140H241V145L243 144V147H244L243 150L245 151V150H246L245 147H247V145L244 146V143L242 142ZM251 140H252V142L254 143V145L252 144L253 146L256 145L255 143H257V145L259 144L258 141H255V142H254V141H253V138H252ZM147 141L149 142V140H147ZM147 141H144V142H143L142 140H140V142H141V146L143 145L142 143H144V146H143V147H145V145H149L150 143L147 144V143H148ZM153 141H152V142L150 141V142L153 143ZM166 141H167V140H166ZM169 141H167V142H169ZM173 141H172V142H173ZM177 141H178L179 143H178ZM187 141H188V140H187ZM187 141H185V142H187ZM202 141H204V139H203ZM206 141H207V140H206ZM211 141H213V140H210V142H211ZM239 141H240V140H239ZM239 141H238V143H240ZM146 142H147V143H146ZM157 142H159V141H157ZM167 142H166V143H167ZM185 142H182V143H185ZM189 142H191V140H190ZM192 142H193V141H192ZM197 142H195V143L198 144ZM228 142H229V139H228ZM236 142H237V141L235 140V143H236ZM166 143H165V144H166ZM169 143H171V142H169ZM195 143H194V144H195ZM202 143L204 144V142H202ZM202 143H199V144H202ZM206 143H208V141H207ZM211 143H212V142H211ZM211 143H210V144H211ZM213 143H214V142H213ZM213 143H212V144H213ZM223 143H222V146H221L222 148H223V145L225 144V143H224V144H223ZM229 143H230V142H229ZM229 143H228V144H229ZM235 143H232V144H230V145L234 146V145H237V144H238V143H237V144H235ZM247 143H248V141H247ZM247 143H245V144H247ZM165 144H164V145H165ZM167 144H168V143H167ZM171 144H172V143H171ZM186 144H187V143H186ZM186 144H185V145H186ZM199 144H198V145H199ZM210 144L208 143L207 145L200 146V148H201V147L204 148L205 146H207V147L209 148V146H211ZM226 144H227V143H226ZM226 144H225V145H226ZM228 144H227V145H228ZM156 145H157V146H156ZM162 145H163V144H162ZM172 145L174 146V144H172ZM172 145H170V146H172ZM191 145H193V144L191 143ZM208 145H209V146H208ZM213 145H214V144H213ZM213 145H212V148H213ZM215 145H216V144H215ZM241 145H240V149H238V148H239L238 145H237L238 147H234V149L237 148L236 150H237V152H239V153L242 152V148H243V147H241ZM249 145H250V144H249ZM259 145H260V144H259ZM160 146H161V145H160ZM165 146H166V149H167V146H168V145H165ZM173 146H172V147H173ZM175 146H174V147H175ZM193 146L195 147V145H193ZM217 146H216V147H217ZM250 146H251V145H250ZM143 147H141V148L143 149ZM161 147H162V146H161ZM163 147H164V146H163ZM172 147H170V148L172 149ZM186 147H188V146H186ZM194 147H193V149H194ZM196 147H197V145H196ZM229 147H230V146H229ZM255 147H256V146H255ZM258 147H259V146H258ZM258 147H257V148H258ZM148 148H149V146H147L146 149H148ZM150 148H149V151H150ZM198 148H199V147H197V149H198ZM200 148H199V149H200ZM202 148H201V149H202ZM210 148H211V147H210ZM210 148H209V150H210ZM214 148H215V147H214ZM214 148H213V149H214ZM231 148H233V147H230L229 150H232ZM250 148H252V146H251ZM146 149H144V151H145ZM171 149H170V150H171ZM197 149H196V150H197ZM199 149H198L197 151H200V153L204 150V149H203V150L201 151V150H199ZM215 149H216V148H215ZM217 149H219V148H217ZM248 149H249V148H248ZM252 149H253V148H252ZM155 150H154V151H155ZM170 150H169V147H168V151H170ZM184 150H185V147H184ZM184 150H183V151H184ZM187 150L189 151V148H188ZM221 150H225V147H224L223 149H221ZM221 150H220V151H221ZM227 150H228V149H227ZM227 150H226V151H227ZM229 150H228V151H229ZM236 150H235V152H236ZM238 150H239V151H238ZM144 151H143L144 155H145V153H147V154L150 153L148 150H147L146 152H144ZM154 151H153V152H154ZM157 151H158V150H157ZM164 151H165V149H164ZM164 151H163L162 153L167 154V155H169L170 153H172V152H169V154H168V153H165ZM168 151H166V152H168ZM171 151H172V150H171ZM175 151L178 152L179 150H178V151L175 150ZM175 151H174V152H175ZM181 151H180V152H181ZM194 151H195V150H194ZM194 151H192L191 154H192ZM244 151H243V152H244ZM248 151H249V150H248ZM253 151H254V150H253ZM260 151H261V150H260ZM148 152H149V153H148ZM174 152H173V153H174ZM180 152H179V153H180ZM189 152H190V151H189ZM195 152H196V151H195ZM205 152H207V150H205ZM214 152H215V151L213 150V153H212L213 156H212V157H211V155H209L208 152H207V154L209 155L208 159H207V155H206V156H203V155H205V154H202V153H204V152H202L201 154H200V153H198V154L201 155V156H203L202 159H205V158H206L205 162H206L207 160H209V158L212 160V159H214L213 157H217L218 160H219V163L221 164V163L224 161V160H223L222 162H220V157H221V156L219 157L218 155L221 154V153H220L219 151H217L219 154H217L216 152L214 153ZM231 152H233V151H231ZM237 152H236V153H237ZM243 152L241 153V155H243ZM254 152H255V151H254ZM151 153H152V151H151ZM151 153L149 154V156L151 155V159H153L154 157H152V154H151ZM154 153H155V152H154ZM154 153H153V155H155ZM182 153L185 155L184 152H181V154H179V155H180V156L183 155ZM186 153H187V151H186ZM209 153H210V152H209ZM224 153H225V155H223V158H224L225 156L228 155V152H227V155H226V152H225V151H224ZM224 153H223V151H222V154H224ZM229 153H230V152H229ZM239 153H238V155L235 156V157H234V155H233V154H235V153H230V154L233 156V159H231L232 162H234V160H235V163L237 164V160H238V163H240L241 160L244 161L245 158H244V159H241V160H240L239 158H238V159H234V158H236V157H238V156H239V157H242ZM248 153H249L248 157H249V156H250V158L252 157L251 159L253 160V159H254L253 156L250 155V152H248ZM157 154H159V156H158L159 158H160V156L162 155L159 151H158ZM157 154H156V155H157ZM164 154H163V155H164ZM176 154H178V153H176ZM196 154H197V152H196ZM196 154H194L195 157H196L195 159H196V161H198ZM215 154H217V155H215ZM230 154H229V156H230ZM261 154H262V153H261ZM163 155H162V157H163ZM171 155H173V154H171ZM189 155H190V153H189ZM189 155H187V156L190 157V158H192V157H191L192 155H191V156H189ZM194 155H193V156H194ZM214 155H215V156H214ZM244 155H246V154H244ZM255 155H256V153H255ZM164 156H165V155H164ZM177 156H178V155H176V159H177ZM187 156H186V157H187ZM229 156H227V157H229ZM146 157H148V156H146ZM156 157H157V156H156ZM156 157H155V158H156ZM158 157H157V158H158ZM162 157H161V158H162ZM168 157H169V156H168ZM171 157H172V156H171ZM171 157H170V158H171ZM184 157H185V156H184ZM188 157H187L186 159H189V160H190V158H188ZM204 157H205V158H204ZM258 157H259V155H258L256 158L258 159ZM260 157H261V156H260ZM260 157H259V158H260ZM142 158H143V157H142ZM155 158H154V160H152V161H154L153 164L155 163ZM157 158H156V159H157ZM159 158L157 159L158 162L161 160V159H159ZM170 158H169V159H170ZM178 158H179V157H178ZM182 158H183V156H182ZM182 158H181V159H182ZM193 158H194V157H193ZM193 158H192V159H193ZM217 158H215V159H217ZM223 158H221V160H222ZM250 158H249V160L251 161V163H253V161H252ZM262 158H263V157H262ZM149 159H150V158H149ZM151 159H150V160H151ZM181 159L179 158V161H178V159H177L178 164H179V162H180ZM186 159H185V160H186ZM202 159H201V160H202ZM215 159H214V161H216ZM150 160L147 159V161H149V163H150ZM157 160H156V161H157ZM171 160H174V159L171 158ZM171 160H170V162H172ZM189 160H188V162H189V163H188V166H190V163H191L192 161H193V163H194V160H190L191 162H190ZM199 160H200V159H199ZM201 160H200V162H201ZM218 160H217V162H214V161H213L215 165H216V163L218 164ZM231 160H229V161H231ZM255 160H256V159H255ZM260 160H261V159H260ZM263 160H264V159H263ZM162 161H163V160H162ZM183 161H184V159L182 160V163H183ZM226 161H227V158H226ZM246 161L249 163L248 160H245L244 162H246ZM170 162H168V163H170ZM200 162L198 161V164H200ZM208 162H209V161H208ZM232 162H231V163H232ZM247 162H246V163H247ZM151 163H152V162H151ZM151 163H150V164H151ZM161 163H162V162H161ZM168 163H167V164H168ZM173 163H174V162H173ZM173 163H171V164H173ZM180 163H181V162H180ZM182 163H181V165H182V167H183L182 169H185V167H184L185 165H183ZM184 163H185V162H184ZM193 163H192V165H193ZM206 163H207V162H206ZM223 163H224V162H223ZM227 163H228V161H227ZM241 163H242V162H241ZM144 164H145V162H144ZM150 164H149V165H150ZM155 164H156V166L158 165V163H155ZM155 164H154V165H155ZM171 164H170V165H171ZM194 164H195V163H194ZM198 164L196 163V165H198ZM201 164H203V163H201ZM207 164H208L209 166H208ZM207 164H206V165H207L208 167L205 166L204 168H203V167H201V168L204 169V170H205V168H206V171H208L207 168H209L210 166H211V167H214V166H215V165L212 166L213 164H211V161H210V164H211V165H210L209 163H207ZM254 164H255V161H254ZM256 164H257V163H256ZM147 165H148V163H147ZM161 165H162V164H161ZM168 165H169V164H168ZM224 165H225V164H224ZM226 165H227V164H226ZM226 165H225V166H226ZM232 165L236 166L234 163H233ZM232 165H230V166H232ZM242 165H243V163H242ZM242 165L240 164V166H242ZM245 165H247V164H244L243 167H245ZM248 165L251 166L250 163H249ZM151 166H152V164H151ZM151 166H150V169L152 168ZM156 166H154V168H155ZM158 166H159V169H160V170H161L162 168H164L163 165H162V168H160V164H159ZM171 166H172V165H171ZM174 166L176 167V164H173L172 167H174ZM201 166H204V165H201ZM216 166L218 167V169L220 168L219 164L216 165ZM216 166H215V167H216ZM221 166H223V165H221ZM237 166L239 167V164H237ZM237 166H236V167H237ZM258 166H260V165H258ZM261 166H262V164H261ZM263 166H264V164H263ZM145 167H146V166H145ZM175 167H174V168H175ZM190 167H191V166H190ZM190 167H189V170H190ZM197 167H198V166H195V169H196V170L198 169ZM236 167H234V168H236ZM143 168H144V167H143ZM148 168H149V167H148ZM156 168H157V167H156ZM166 168H167V167H166ZM169 168H170V167H169ZM174 168H173V169H174ZM179 168H180V167H179ZM224 168H229V167L226 166V167H224ZM248 168H249V167H248ZM262 168H264V167H262ZM262 168H261V169H262ZM182 169H181V171H182ZM193 169H194V168H193ZM211 169H213V168H211ZM211 169H210V170H211ZM220 169H223V167L220 168ZM249 169H250V168H249ZM258 169H259V167H258ZM258 169H257V170H258ZM160 170H159V171H160ZM164 170L166 171V170H169V169H162L161 171H164ZM171 170H172V168H171ZM196 170H195V171H196ZM200 170H201V169H200ZM200 170H198V171L200 172ZM234 170H235V169H234ZM236 170H237V171H236L237 174H238L239 172H240V173L242 172L241 170L239 171L238 168H237ZM257 170H256V171H257ZM145 171H146V170H145ZM159 171H158V169H157V171H156L157 174L155 173L156 176L159 175V173H161V171H160V172H159ZM172 171H173V170H172ZM202 171H203V170H202ZM218 171H220V170H218ZM222 171H223V172H222ZM222 171H221L222 174L225 173V172H228L227 169H223ZM238 171H239V172H238ZM254 171H255V170H254ZM256 171H255V172H256ZM262 171H263V169H262ZM151 172H152L151 175H153L154 173H153L152 169H151ZM177 172H178V171H177ZM188 172H189V171H188ZM188 172L185 171V173H188ZM190 172H191V170H190ZM190 172H189V173H190ZM193 172H194V171H193ZM203 172L205 173V171H203ZM203 172H200V173L203 174ZM221 172H219V173H221ZM259 172H260V170H259ZM167 173H168V172H167ZM173 173H174V172H173ZM194 173H195V172H194ZM197 173H198V172H197ZM200 173H199V174H200ZM211 173H212V172H210V174H211ZM228 173H229V172H228ZM228 173H226L224 176H226V175L228 176V175H229ZM240 173H239L238 175H239L240 177L243 178V176H244V174H245L246 172H244L243 176H241L242 173H241V174H240ZM252 173H253V172H252ZM148 174H150V171H149ZM164 174H165V176L167 175L166 172H164ZM190 174H191V173H190ZM192 174H193V173H192ZM192 174H191V176H192ZM199 174H198V175H199ZM205 174H207V173H205ZM205 174H204V175H205ZM222 174H221V175H222ZM260 174H262V173H260ZM161 175H163V173H161ZM211 175H212V174H211ZM219 175H220V174H219ZM221 175H220V176H221ZM254 175H257V174L255 173ZM254 175H253V176H254ZM149 176H150V175H149ZM153 176H154V175H153ZM163 176H164V175H163ZM165 176H164V177H165ZM168 176H169V175H168ZM170 176H171V175H170ZM196 176H197V175H196ZM205 176H206V175H205ZM212 176H213V175H212ZM217 176H218V174H217ZM236 176H237V175H236ZM236 176H234V178H235ZM253 176H252V177H253ZM150 177H151V176H150ZM150 177H149V178H150ZM154 177H155V176H154ZM158 177H159V176H158ZM164 177H162V179H164ZM183 177H184V176H183ZM192 177H193V176H192ZM192 177H190V178H192ZM194 177H195V176H194ZM206 177H208L207 179L210 180L209 177H211V176L209 175V176H206ZM206 177H205V178H206ZM213 177H214V176H213ZM213 177H212V178H213ZM245 177H246V178L248 177L249 180L251 179V178H250L251 176H245ZM245 177H244V178H245ZM254 177H255V176H254ZM257 177H258V175H257ZM257 177H256V178H257ZM155 178H156V177H155ZM212 178H211L210 181H212ZM214 178H215V177H214ZM214 178H213V181L215 180ZM220 178H221V177H219V179H220ZM226 178H227V177H226ZM232 178H233V177H232ZM238 178H239V177H238ZM242 178H241L240 180H242ZM244 178H243V179H244ZM261 178H263L262 175H261ZM147 179H148V178H147ZM156 179H157V178H156ZM160 179H161V177H160ZM160 179H159V180H160ZM165 179H167V177H166ZM175 179H176V178H175ZM188 179H189V178H188ZM195 179H196V178H195ZM195 179H194V180H195ZM197 179H198V180H201V178L199 179L198 176H197ZM197 179H196L195 181H197ZM259 179H260V178H259ZM259 179L257 178V180H259ZM154 180H155V179H153V182H156L158 179H157L156 181H154ZM169 180H171V179L169 178ZM169 180L167 179V181H169ZM172 180L174 181V179H172ZM177 180H178V179H177ZM177 180H175V182H176ZM185 180H186V179H185ZM194 180L191 179L190 184H191ZM203 180H204V178H203L202 181H201L202 184H203V182H204ZM216 180H217V182H218V179H216ZM253 180H254V179H252V180H250V181H253ZM260 180H261V179H260ZM260 180H259V181H260ZM151 181H152V179L150 178V182H151ZM162 181H163V180H162ZM173 181H171V182H173ZM195 181H194V182H195ZM210 181H209V182H210ZM220 181H221V180H220ZM227 181H228V180H227ZM244 181H245V180H244ZM254 181H255V180H254ZM259 181H257V182H259ZM262 181H263V180H262ZM153 182H152V188H153V186H154V185H153ZM157 182H161V181H157ZM157 182H156V183H157ZM163 182H164V181H163ZM163 182H161V184H162ZM175 182H174V184H175ZM177 182H180V184H181V181H177ZM197 182H198V181H197ZM199 182H200V181H199ZM223 182H224V184H225V181H223ZM229 182L231 183L232 180H230ZM229 182H228V183H229ZM235 182H236V181H234L233 183H235ZM238 182H240V181L238 180ZM260 182H261V181H260ZM156 183H154V184H156ZM166 183H169V184H170V181H169V182H166V181H165L162 185H164V184H166ZM184 183H186V182H184ZM195 183H196V182H195ZM201 183H200L199 186L197 185V186H198L197 189H199L200 191H201V188H202V187H200V186H204V185H202ZM210 183H211V182H210ZM214 183H215V185H216V181H214ZM221 183H222V182H221ZM230 183H229V184H230ZM233 183H232V186H231L232 188H233ZM248 183H249V182H247V185H248ZM251 183H252V182L249 183V185H248V189L250 188V187H249L250 185L254 184V183H252V184H251ZM263 183H264V181L262 182V184H263ZM161 184L159 183V185H161ZM169 184H168V185H169ZM172 184H173V183H172ZM174 184H173V185H174ZM186 184H187V183H186ZM198 184H199V183H198ZM204 184H205V183H204ZM206 184H209V183L207 182ZM235 184L237 185V182H236ZM238 184H239V183H238ZM240 184H242V182H240ZM256 184H257V183H256ZM258 184H259V183H258ZM157 185H158V184H156V186H157ZM159 185H158V187H159ZM166 185H167V184H166ZM168 185H167V186H168ZM210 185H211V184H210ZM221 185H222V184H221ZM254 185H255V184H254ZM260 185H261V183L259 184V186H260ZM167 186H166V188H167ZM171 186H172V185H171ZM171 186H170V187H171ZM189 186H190V185H189ZM192 186H196V184H192ZM192 186H190V187H191V190H192V188H193ZM197 186H196V187H197ZM224 186H226V184H225ZM237 186H238V188H239L240 185H237ZM237 186H235V187H237ZM242 186H243V185H242ZM244 186H246V185H244ZM158 187H156V188H158ZM160 187H162V188H164V190H166V189H165V186H164V187H163V186H160ZM170 187H168V188H170ZM172 187H173V186H172ZM187 187H188V186H187ZM199 187H200V188H199ZM208 187H209V186H208ZM212 187H213V186H212ZM215 187H216V186H215ZM240 187H241V186H240ZM246 187H247V186H246ZM255 187H256V188H255ZM261 187H262V186H261ZM156 188H154V190H153V191H154V194H156V193H155V191H156L155 189H156ZM194 188H195V187H194ZM205 188H206V186H205ZM205 188H203V189H205ZM209 188H211V186H210ZM243 188H244V187H243ZM254 188H255L254 190H257V189H258V188H257V185H255ZM262 188H263V187H262ZM158 189H160V188H158ZM158 189H157V191H158ZM172 189H173V188H171L170 191H169L168 189H167V190L169 191V193H170V192H174V191H176L175 193H176L178 196H179V193L181 194V189H178V190H177L176 188H175V190H172ZM197 189H195V190H197ZM212 189H213V188H212ZM225 189H226V188H225ZM241 189H242V187H241ZM259 189H260V188H259ZM263 189H264V188H263ZM171 190H172V191H171ZM186 190H188V189H186V187L184 186V191H185L184 193H185L186 196H188V194L192 193L191 190H190V191L188 190L189 192H188V194H186V192H187ZM236 190H238V189H236ZM251 190H252V189H251ZM251 190H250V191H251ZM157 191H156V192H157ZM159 191H160V190H159ZM159 191H158V193L163 192L162 189H161L160 192H159ZM177 191H178L179 193H177ZM207 191H208V189H207ZM207 191H206V192H207ZM214 191H215V190H214ZM219 191H220V190H219ZM223 191H224V192L226 191V193H227V190H223ZM238 191H239V192L241 191L242 193H241V192H240V193L245 195V193H243V192H244L243 189H242V190L239 189ZM245 191H246V190H245ZM250 191H249V193H250ZM194 192L197 193L198 190H197V191H194ZM208 192H209V196H211V197L214 196V194L211 195V193H210V189H209ZM208 192H207V193H208ZM231 192H232V191H231V189H230V190H229V194H231ZM239 192H236V193H239ZM246 192H247V191H246ZM252 192H254V193L256 192V194H257V191H251V193H252ZM258 192H259V191H258ZM169 193L167 192V194H169ZM199 193H200V192H199ZM207 193H206V194H207ZM220 193H221V192H220ZM226 193H225V194H226ZM234 193H235V192H234ZM240 193H239V194H240ZM247 193H248V192H247ZM249 193H248V195H249ZM251 193H250V195H251ZM254 193H252V194H254ZM260 193H261V192H260ZM200 194H201V193H200ZM200 194H198V195H199V196L203 195V194H201V195H200ZM206 194H205V196H206ZM216 194H217V193H216ZM221 194H222V193H221ZM229 194L227 193L226 195L228 196ZM156 195H158V194H156ZM164 195H165V194H164ZM170 195H172V194H170ZM170 195H168V196L170 197ZM219 195H220V194H219ZM222 195H223V194H222ZM258 195H259V194H257L256 197H257ZM159 196L162 197V193H161ZM159 196H158V198H159V200H160V197H159ZM172 196H173V197L175 196L174 193H173ZM183 196H184V195H183ZM189 196H190V195H189ZM205 196H204V197H205ZM215 196H216V195H215ZM223 196H224V195H223ZM229 196H230V195H229ZM236 196H237V195H236ZM245 196H246V195H245ZM245 196H244V197H245ZM259 196H260V195H259ZM173 197H172V200L174 199ZM176 197H177V196H175V198H176ZM179 197H180V196H179ZM192 197H194V196H192ZM201 197H202V196H201ZM204 197H202V198L199 197V198L202 199V201H203ZM206 197H207V196H206ZM206 197H205V198H206ZM238 197H239V196H238ZM251 197H252V196H251ZM251 197H250V198L247 197L248 199H247V200L245 199V200L248 201V200L251 199ZM254 197H255V196H254ZM158 198L156 197L157 203H159V202H158ZM165 198H166V196H165ZM170 198H171V197H170ZM170 198H168V200H169ZM199 198H198V199H199ZM216 198L219 199L220 197L218 198V197L216 196ZM227 198H228V197H227ZM261 198H262V196H261ZM162 199H164V197H162ZM181 199H182V196H181L180 200H181ZM189 199H190V198H189ZM189 199H188V200H189ZM254 199H255V198H254ZM259 199H260V198H259ZM166 200H167V199H164L165 203H166ZM175 200L178 201L177 198H176ZM180 200H179V201H180ZM188 200H186V201H188ZM192 200H194V199H192ZM192 200H190V202H191ZM212 200H213V199H212ZM262 200H264V199L262 198ZM262 200H261V202H262V204H264V202H263ZM160 201H161V200H160ZM183 201H184V200H183ZM183 201L181 200V202H180V203H182V205H183V203H184V204L186 203V202H183ZM196 201H197V200H196ZM196 201H194V202H195V203H198V206H203V202H202V204L199 203L201 200H200V201L198 200L199 202H198V201L196 202ZM216 201H217V200H216ZM221 201H222V198H221ZM221 201H220V202H221ZM246 201H245V202H246ZM251 201H252V199H251ZM251 201H248V202H251ZM256 201H258V200L256 199ZM161 202H162V201H161ZM161 202H160V203H161ZM175 202H176V201H175ZM175 202L172 201L173 205L176 207V204H177V203H175ZM192 202H193V201H192ZM192 202H191V203H192ZM194 202H193L192 204L195 205V206L191 205V203H190V204H189V207L187 206L186 208H191V206H192V207H196V204H194ZM217 202H218V201H217ZM245 202H244V203H245ZM252 202H254V201H252ZM252 202H251V203H252ZM258 202H260V200H259ZM261 202H260V203H261ZM160 203H159V206H160ZM165 203H164V204L162 203L163 206H161V208L164 207V208H162V209H163L162 211H166V212H167V211H169V210L172 209V208L168 209V207H170V206H169L170 204H169V202H168L169 205H168V204L165 205ZM174 203H175V204H174ZM178 203H179V202H178ZM188 203H189V202H188ZM208 203H209V202H208ZM227 203H228V202H227ZM237 203H238V202H236V204H237ZM251 203H249L247 206H249ZM199 204H201V205H199ZM204 204H205L204 206H206V203H204ZM222 204H223V201L221 202V205H220V206H223V205H224V204H223V205H222ZM241 204H242V203H241ZM255 204H256V205L258 204L259 207L262 206V205H260L259 203H256V202H255ZM255 204H254L253 206H255ZM157 205H158V204H157ZM157 205H156V207H159V206H157ZM164 205H165V206H164ZM180 205H181V204H179V206H180ZM185 205H187V204H185ZM185 205H184V206H185ZM207 205H210V204H207ZM211 205H212V203H211ZM213 205H214V204H213ZM226 205H227V204H225V206H226ZM228 205H229V203H228ZM228 205H227V206H228ZM238 205H240V204H238ZM177 206H178V205H177ZM184 206H183V207H184ZM204 206H203V207H204ZM218 206H219V205H218ZM242 206H245V204H244V205H241V207H242ZM253 206H252V207L249 206L250 209H249V208L247 209V207H246L247 210L244 209V211H247V212H248V210L252 211L253 209L251 210V208H253ZM208 207H212V206H208ZM233 207H235V206L233 205L232 207H229V208H233ZM236 207H237V206H236ZM239 207H240V206H239ZM256 207H258V206H256ZM256 207H255L254 211L257 210ZM262 207H264V206H262ZM161 208H158V209L160 210ZM176 208H177V207H176ZM196 208H197V207H196ZM199 208H201V207H198V209H199ZM205 208L207 209V207H205ZM214 208H215V207H214ZM218 208H220V207H218ZM218 208H217V209H218ZM221 208H222V207H221ZM224 208H225V207H224ZM224 208H222V209H224ZM156 209H157V208H155V210H156ZM174 209H175V208H174ZM178 209H179V207H178ZM191 209H192V208H191ZM225 209H226V208H225ZM227 209H228V208H227ZM236 209H237V208H236ZM159 210H157L156 212H159ZM180 210H181V206H180ZM188 210H189V209H188ZM188 210L185 209L184 211H188ZM194 210H195V209H194ZM196 210H197V209H196ZM199 210H200V211H203V210L205 211L204 208H203V210H201V209H199ZM209 210L212 211L213 209L210 208ZM209 210H207V213H204V212H203V213H204L205 215L207 214L206 216H208V217L210 216L209 219L211 220V219H212V214H210V213H213V214H215V213H214V212H210ZM231 210H232V209H231ZM233 210H234V209H233ZM239 210H240V208H239ZM258 210H259V208H258ZM261 210H262V209H261ZM181 211H182V210H181ZM190 211H193V210H189V212H190ZM208 211H209V213H208ZM217 211H218V210H216V212H217ZM226 211H227V210H226ZM228 211H229V212H232V211H230V209H228ZM173 212L175 213V210H174ZM173 212H172V213H173ZM177 212H178V211H177ZM240 212H241V210H240ZM154 213H155V212H154ZM160 213H161V211H160ZM163 213H164V212H163ZM167 213H168V212H167ZM169 213H170V215H171V212H169ZM191 213H192V212H191ZM196 213H197V211H196ZM223 213H224V212H223ZM226 213H227V212H226ZM255 213H257V212H255ZM262 213H264V212H262ZM155 214L157 215V213H155ZM158 214H159V213H158ZM176 214H180V213H176ZM176 214H174V215H176ZM184 214H185V213H184ZM184 214H183V215H184ZM193 214H195V211L193 212ZM197 214H199V212H198ZM197 214H195V215H196V217L198 216V218H199L200 216H201V217L205 216V215H203V214H202L203 216L200 215L201 213L199 214L200 216L197 215ZM208 214H209V215H208ZM221 214H222V213H220V215H221ZM232 214H233V213H232ZM238 214H239V213H238V211H237V214H236V215H238ZM240 214H241V216L244 217V215H242V213H240ZM247 214H249V213H247ZM250 214H253V212L250 213ZM250 214H249V216H247L246 214H245V215H246L247 218H249V217H250ZM259 214L261 215L260 212L258 213V215H256V214H255V215H256V216H259ZM186 215H188V216H186ZM186 215H185V216H186L187 218H189V215H190V218H191V214L187 213ZM217 215H218V214H217ZM222 215H223V214H222ZM229 215H230V214H229ZM236 215H235L234 217H236ZM159 216H160V215H159ZM161 216H162V215H161ZM172 216H173V215H172ZM177 216H178V215H177ZM214 216H216V215H214ZM218 216H219V215H218ZM218 216H217V217H218ZM223 216H224V215H223ZM225 216H226V215H225ZM230 216H231V215H230ZM230 216H228V217H230ZM239 216H240V215H239ZM251 216H252V215H251ZM256 216H254V217H256ZM263 216H264V215H263ZM263 216H262V218H263ZM156 217H157V216H156ZM173 217H176V216H173ZM181 217H182V213H181L180 218H181ZM192 217H193V215H192ZM194 217H195V216H194ZM194 217L191 218V219H192V220H193V219L196 220ZM217 217H216V218H217ZM220 217H222V216H220ZM220 217H218V218H220ZM228 217H226V218H227L226 221H228ZM232 217H233V216H232ZM259 217H260V216H259ZM259 217H258V218H259ZM171 218H172V217H171ZM176 218H177V217H176ZM180 218H178V219L180 220ZM187 218H186V219H187ZM190 218H189L188 222H189V223H193V222L190 220ZM198 218H197V219H198ZM216 218L214 217L215 221H217ZM223 218H224V217H223ZM226 218H225V219H226ZM230 218H231V217H230ZM230 218H229V219H230ZM237 218H238V217H237ZM237 218H235V219H236V221L239 223V221L237 220ZM244 218H245V217H244ZM251 218H252L253 220H254V219H257V218H253V216H252ZM162 219H163V218H162ZM162 219H161V220H162ZM164 219H165V218H164ZM169 219H170V218H169ZM182 219H185V217H183ZM182 219H181L179 222H174V223H178V224H180V222H182ZM199 219L202 220L201 218H199ZM207 219H208V218H207ZM233 219H234V218H233ZM249 219H250V218H249ZM153 220H154V219H153ZM161 220H160V221H161ZM203 220H205V218H203ZM221 220H222V219H221ZM244 220H245L246 223H247V221H250V220H247V221H246V219H244ZM259 220H260V219H259ZM154 221H155V220H154ZM157 221H158V220H157ZM160 221H159V222H160ZM185 221H186V220H185ZM198 221H199V220H198ZM198 221H196V222H198ZM215 221L212 220V223L210 222V223L212 224V225H210L211 227H209L210 229L212 228L213 225H214V226L216 225V224H214ZM231 221H234V220H231ZM254 221H257V220H254ZM261 221H262V220H261ZM261 221H260L259 223H263V221H262V222H261ZM165 222H166V219H165ZM194 222H195V221H194ZM199 222H200V221H199ZM201 222H203V221H201ZM204 222H205V221H204ZM218 222H219V221H218ZM250 222H251V221H250ZM155 223H156V222H155ZM160 223H161V222H160ZM171 223H172V225L174 224L173 222H170V224H171ZM185 223H186V222H185ZM231 223H234V222H231ZM240 223H241V222H240ZM242 223H243V222H242ZM242 223H241V224H242ZM257 223H258V222H257ZM257 223H256V224H257ZM164 224H165V223H164ZM167 224H169V223L166 222V226H165L166 229H167V227H168V228L171 227V228H173V229L176 227V226L174 227V226H172V225H171V226H167ZM183 224H184V222H183ZM202 224H203V223H202ZM202 224H201V225H202ZM205 224H206V222H205ZM207 224H208V223H207ZM226 224H228V223H226ZM250 224H253V222L250 223ZM254 224H255V223H254ZM175 225H176V224H175ZM180 225H181V224H180ZM180 225H178V227H181V230H182V231L185 230L184 232H186L187 237H188L189 239H191V238L193 239V236L196 235V234H194L195 231H194L193 233H192V231H191V232H190V236H189L188 233H187V231H186L187 226H185V227H186V229H185V227L182 225V226L184 227V229H183L182 226H180ZM184 225H186V224H184ZM190 225H191V224H190ZM190 225H188L189 229H190V227H191ZM197 225H198V227H197ZM208 225H209V224H208ZM217 225L219 226V223H217ZM217 225H216V226H217ZM220 225H221V224H220ZM222 225H223V224H222ZM222 225H221V226H222ZM229 225H230V224H229ZM235 225H237V223H236ZM239 225H240V224H239ZM239 225H237L236 228H238ZM258 225H259V224H258ZM261 225H262V224H261ZM193 226H194V224H193L192 227H191L192 230H196V227H197V230H198V229L200 230V229H202V226H203V225L200 226L199 224H196L195 229H193ZM199 226H200V227H199ZM204 226H206V225H204ZM204 226H203V227H204ZM214 226H213V228H214ZM221 226H220V227H221ZM224 226H225V225H224ZM224 226H223V228H224ZM233 226H234V225H233ZM243 226H244V224H242V226L239 227L238 229H240V228L243 229ZM254 226H255V225H254ZM254 226H251V227H254ZM256 226H257V225H256ZM226 227H228V225H227ZM230 227H231L230 229H229V227H228V230H231V229L234 230V228H232V225H231ZM234 227H235V226H234ZM244 227H245V226H244ZM176 228H177V227H176ZM204 228H205V232H206V231H207V230H206L207 226L204 227ZM209 228H207V229L209 230ZM213 228H212V229H213ZM221 228H222V227H221ZM221 228H219V230H220ZM236 228H235V229H236ZM245 228H246V227H245ZM178 229L180 230V228H178ZM178 229H177V230H178ZM212 229H211V230H212ZM214 229H216V228H214ZM238 229H237V230H238ZM252 229H253V228H252ZM254 229H255V227H254ZM256 229H257V228H256ZM258 229H259V228H258ZM260 229H261V228H260ZM179 230H178L179 235H176V236L179 238V237H180V234H181L182 239H183L184 235H182V232L180 231V232H181V233H180ZM187 230H188V229H187ZM199 230H198V232L200 233ZM211 230H210V231H211ZM219 230L217 229V231L221 234V236L223 235L222 238H224V236L228 233V232H226V233H224V234H225V235H224V234H223V231H224V230H223V229L221 230L222 233H221ZM237 230H235V231L237 232ZM246 230H247V229H246ZM173 231H175V233L177 232L176 230H173ZM173 231H172V232H173ZM188 231H189V230H188ZM202 231H204V229H203ZM202 231H201V232H202ZM225 231H226V228H225ZM235 231H234V232H233V231H230V233L233 232V235L235 236V234H234ZM238 231H240V230H238ZM258 231H260V230H258ZM172 232H170V233L168 234V236L171 235V234L174 235ZM184 232H183V233H184ZM211 232H212V231H211ZM211 232H210V233H211ZM215 232H216V230H215ZM215 232H214V234H215ZM218 232H217V233H218ZM252 232H254V230H252L251 233H252ZM260 232H261V231H260ZM167 233H168V232H167ZM178 233H176V234H178ZM191 233L194 234V235H191ZM210 233L206 234V237H209V236L212 234V233H211V234H210ZM230 233H228V234H230ZM244 233H245V232H244ZM256 233H257V231H256ZM263 233H264V232H263ZM204 234H205V233H204ZM231 234H232V233H231ZM240 234L242 235V232H240ZM248 234L250 235V233H248ZM248 234H247V235H248ZM252 234H254V233H252ZM252 234H251V235H252ZM258 234H259V233H258ZM165 235H166V234H165ZM165 235H164V237H165ZM172 235H171V237H173ZM186 235H185V236H186ZM215 235H217V234H215ZM233 235H232V236H233ZM236 235H237V233H236ZM255 235H256V234H254V236H255ZM259 235H260V234H259ZM166 236H167V235H166ZM168 236H167V237H168ZM176 236H175V237H176ZM191 236H192V237H191ZM196 236H197V238H198V233H197ZM196 236H195V239H196ZM204 236H205V235H204ZM218 236H219V235L214 236V237L216 238V240H217V237H218ZM229 236H231V235H229ZM234 236H233V237H234ZM260 236H261V235H260ZM167 237H166L165 239H167ZM187 237H186V238H187ZM190 237H191V238H190ZM212 237H213V236H212ZM226 237H228V236H226ZM226 237H225V238H226ZM233 237H232V239H235V238H233ZM235 237H238V236H235ZM240 237L243 239V236H240ZM249 237H250V236H249ZM251 237H252V236H251ZM261 237H262V236H261ZM215 238H214V240H215ZM220 238H221V237H219V242H220ZM241 238H239V241H240ZM258 238H259V236H258ZM175 239H176V238H175ZM180 239H181V237H180ZM182 239H181V240H182ZM184 239H185V238H184ZM189 239H188V240H189ZM192 239H191V240H192ZM195 239H193V240H195ZM199 239H200V237H199ZM202 239H204V242H205V243H206V241H208V240H207L208 238H206V240H205V238L203 237ZM202 239H201V241H202ZM251 239H253V238H251ZM251 239H250V240H251ZM262 239H263V238H262ZM162 240H163V239H162ZM170 240H171V239H170ZM170 240H167L166 242H167V243H168V241L171 242ZM172 240H174V239L172 238ZM186 240H187V239H185L184 241H186ZM188 240H187V241H188ZM191 240H190V241H191ZM211 240H212V241H211ZM222 240H223V239H222ZM222 240H221V243H219L220 245H221L222 243L225 244V242H226V241L223 242V241L226 240V239H224L223 241H222ZM229 240H230V237H229ZM254 240H255V239H254ZM178 241H179V239H178ZM178 241H177V242H178ZM197 241H198V240L196 239V241H194V242L196 243ZM199 241H200V240H199ZM210 241H211V243H212V244H211L212 246L210 245V246H211V249L216 250L217 247H215V246H213V245H215V244L218 245V244H217L218 241H217V243H215V244H213L214 241H213L212 238L209 240V242H210ZM227 241H228V238H227ZM237 241H238V240H237ZM237 241H236V242H237ZM239 241H238L237 243H240V242H241V244H242V241H243V240L240 241V242H239ZM247 241H248V240H247ZM252 241H253V240H252ZM259 241H261V240H259ZM259 241H258V242H259ZM163 242H164V241H163ZM172 242H173V241H172ZM175 242H176V241H175ZM204 242H203L204 245H206V244L209 243V242H208V243L205 244ZM236 242H235V244H236ZM245 242H246V241H245ZM245 242H244V243H245ZM254 242H255V241H254ZM179 243H180V242H178L177 245H178ZM181 243H182V242H181ZM181 243H180V244H181ZM183 243H184V242H183ZM183 243H182V244H183ZM186 243L188 244L189 241L186 242ZM186 243H184V246H187ZM195 243H191V242H190V244H194V245H195ZM199 243H200V242H198V243H196V244H199ZM168 244H169V243H168ZM180 244H179V245H180ZM190 244H189V245H190ZM203 244H199V246H200V245L203 246ZM209 244H210V243H209ZM209 244H208V246H209ZM227 244H229V243L227 242ZM227 244H226V245H227ZM230 244H231V243H230ZM230 244L228 245L229 247H230L231 245H233L234 242H233V244H231V245H230ZM249 244H253V243L251 242V243H249ZM256 244H257V243H256ZM259 244H262V245H263V243H261V242H260ZM166 245H167V244H166ZM166 245H165V243H164V246H166ZM238 245L240 246V244H237V246H238ZM244 245H246V244H244ZM253 245H254V244H253ZM162 246H163V245H162ZM164 246H163V247H164ZM172 246L175 247L174 244H172ZM181 246L183 247V245H181ZM195 246H196V245H195ZM195 246H194V247H195ZM199 246L197 245L196 248H197V247L199 248ZM210 246H209V247H210ZM224 246H225V245H224ZM224 246H223V244H222V247H224ZM246 246H247V247H246ZM246 246H245V248H244V246H243L242 250L245 249L246 252H247V250H248L249 248L251 249V247H248V245H246ZM249 246H250V245H249ZM170 247H171V245L169 246L168 250L170 249ZM176 247H177V246H176ZM178 247H179V246H178ZM178 247H177V248H178ZM209 247H207V245H206L205 248H204V246L201 247V248H203V250H204V251H202V252H206V251H205L206 248H209ZM214 247H215V248H214ZM254 247H256V246H254ZM254 247H253V248H254ZM263 247H264V246H263ZM263 247H262V246H261V247L258 246V248H262V250L264 251ZM171 248H172V247H171ZM179 248H180V247H179ZM184 248H186V249H190V247H184ZM201 248H199L200 252H201V250H202ZM219 248H220V247H219ZM225 248H226V246H225ZM225 248H224V250H228L227 248H226V249H225ZM233 248H235V247H233ZM240 248H241V246H240ZM246 248H247V249H246ZM163 249H164V248H163ZM172 249H173V248H172ZM186 249H185V250H186ZM194 249H195V248L192 249L193 252H194ZM230 249H231V248H230ZM230 249H229V250H230ZM237 249H238V247L235 248V250H237ZM256 249H257V248H256ZM161 250H162V249H161ZM168 250H167V251H168ZM181 250H182V249H181ZM181 250H180V252H181ZM192 250H191L190 253H192V256L194 257L193 254H196V253H193ZM208 250H210V248H209ZM222 250H223V248H222ZM224 250H223V251H224ZM232 250H233V249H232ZM240 250H241V249H240ZM251 250H253V249H251ZM167 251H164V254H165V252H167ZM182 251H184V249H183ZM186 251H188V250H186ZM195 251H196V249H195ZM210 251H211V250H210ZM230 251H231V250H230ZM237 251H238V250H237ZM255 251H256V250H255ZM259 251H260V250H258V251H256V252H259ZM263 251H262V252H263ZM161 252H162V251H161ZM172 252H173V251H172ZM180 252H179V253H180ZM196 252H197V255H198V252H199V251H196ZM200 252H199V253H200ZM202 252H201V255L203 256V254H204L205 257H202V256H198V257H202V258H203L202 260H206V259H204V258H208V256H206V255H209L210 253L207 252L206 255H205V253H202ZM211 252H212V254H210V258H211V256L214 254V253H213V250H212ZM232 252H234V250H233ZM235 252H236V251H235ZM251 252H252V251H251ZM253 252H254V251H253ZM262 252H261V253H262ZM183 253H186V252H182V253H181L182 255H179V254L177 255V256H179V259H180L181 256H183ZM190 253L187 252V255H186L185 257H186V258L189 257L188 254H190ZM215 253H216V252H215ZM217 253H219V250L217 251ZM217 253H216V255H217ZM223 253L226 255L227 251H225V252H223ZM229 253H230V252H229ZM254 253H255V252H254ZM261 253H260V255H261ZM153 254H154V253H153ZM159 254H161V253L159 252ZM170 254H171V253H170ZM173 254H174V252H173ZM175 254H176V252H175ZM175 254H174V255H175ZM221 254H222V253H221ZM221 254H220V255H221ZM224 254H223V255H224ZM242 254H243V253L241 252L239 255H242ZM157 255H158V254H157ZM162 255H163V254H162ZM168 255H169V254H168ZM216 255H215V256H216ZM225 255H224V256H225ZM230 255H231V254H230ZM236 255H237V254H236ZM244 255H247V254L245 253ZM248 255H249V254H248ZM250 255H251V254H250ZM257 255H259V253H257ZM260 255H259V256H260ZM160 256H161V255H160ZM169 256H170V255H169ZM192 256H191V257H192ZM195 256H196V255H195ZM224 256H223L222 258H224ZM226 256H227V255H226ZM232 256H234V254H233ZM232 256H231V257H232ZM242 256H243V255H242ZM252 256H253V255H251V257H252ZM254 256H255V255H254ZM254 256H253V257H254ZM262 256H263V255H262ZM164 257H165V256H164ZM175 257H176V255H175ZM175 257H174L173 260H175ZM193 257H192V258H193ZM229 257H230V256H229ZM234 257H235V256H234ZM236 257H237V256H236ZM239 257H240V256H239ZM247 257H249V256H247ZM263 257H264V256H263ZM171 258H172V256H171ZM177 258H178V257H176V260L178 261ZM181 258H182V257H181ZM189 258H190V257H189ZM189 258H187V261H189ZM194 258H195V257H194ZM194 258H193V259H194ZM212 258H214V257L212 256ZM216 258H219V254L215 257V259H216ZM226 258H227L226 261H229L230 258L228 259V256H227ZM240 258H241V257H240ZM161 259H162V257H161ZM161 259H160V260H161ZM183 259H184V256H183ZM193 259H191V260H193ZM195 259L197 260V257H196ZM208 259H209V258H208ZM220 259H221V257H220ZM242 259H243V258H242ZM249 259H250V258H249ZM263 259H264V258H263ZM162 260H163V259H162ZM184 260L186 261V259H184ZM198 260H200V259H198ZM198 260H197V261H198ZM209 260H210V259H209ZM211 260H214V259H211ZM218 260H219V259H217V260H215V261H218ZM224 260H225V258H224ZM224 260H223V261H224ZM231 260H232V259H231ZM235 260H236V259H235ZM235 260H233V263H234V262H237V261H235ZM215 261H213V262L211 261L212 264H214ZM226 261H225V262H226ZM244 261H245V260H244ZM250 261H251V260H250ZM253 261H254V259H253ZM260 261H261V260H260ZM260 261H259V262H260ZM160 262H161V261H160ZM172 262H173V261H172ZM178 262H179V263L181 262V264H182V262H184V261H180V260H179ZM201 262H202V261H200V263H201ZM218 262H219V261H218ZM225 262H224V263H225ZM229 262H232V261H229ZM257 262H258V261H257ZM176 263H177V262L175 261V264H176ZM187 263L189 264L190 261L187 262ZM197 263H199V261H198ZM197 263H196V264H197ZM205 263H206V262H205ZM208 263H210V261H209ZM216 263H217V262H216ZM240 263H243V261H241V262L239 261V264H240ZM246 263H247V262H246ZM251 263H252V262H251ZM251 263H250V264H251ZM45 264H46V263H45ZM169 264H171V263H169ZM202 264H204V261L202 262ZM206 264H207V263H206ZM221 264H222V263H221ZM225 264H227V262H226ZM234 264H235V263H234ZM244 264H245V262H244ZM247 264H248V263H247ZM254 264H255V263H254ZM257 264H259V263H257ZM263 264H264V263H263Z\"/></svg>",
  "mask_w": 264,
  "mask_h": 264
}]
</instances>
